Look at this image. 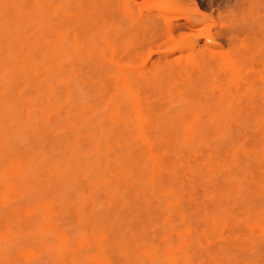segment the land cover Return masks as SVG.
Instances as JSON below:
<instances>
[{
	"label": "rangeland",
	"instance_id": "obj_1",
	"mask_svg": "<svg viewBox=\"0 0 264 264\" xmlns=\"http://www.w3.org/2000/svg\"><path fill=\"white\" fill-rule=\"evenodd\" d=\"M2 1V0H1ZM0 1V2H1ZM27 3H29L30 5H28V6H30V15H29V17H31L32 19H34V22H39V23H41V24H43L44 26H46L47 27V29H50V33L48 34V40H50V44H52V46H51V48H50V51H49V53L51 52V50H54V51H52L51 52V54H49V55H51V58L52 59H48V60H52V63L50 64V66H48V68H50V70L48 69V70H46V71H44V70H42V69H44V67H45V65H46V62H45V64L44 63H42L41 65L43 66L44 65V67L43 68H41V73H42V75H41V73L39 72V70H37V67H39V65L37 66H35L34 68H31L32 69V72H33V74H31L30 73V71L28 72V73H30V74H28V76L30 75L31 76V78H27L28 76H27V74H26V78L28 79L27 81L29 82H27L26 81V79H25V81H23V79H22V81H23V83L25 84L24 85V87L26 88V86H27V83L29 84V85H31L32 86V88H35V90L36 91H34V89H32V90H30L29 89V85L27 86V91L29 90V92H28V94H29V96L27 97L28 99H26V97L24 98V99H26V100H24L23 98L21 99V102L23 103V102H28L29 100H31V101H29V107H32V109L31 108H27L28 107V103H26V104H19L17 101V103L18 104H16L15 102H13V99H14V101L15 100H17V99H15V98H13L12 99V97H11V95H12V92H13V88L14 87H12V89H11V86H13L14 85V83L15 82H11V80L13 81V79H11L10 81H8L9 79L7 78V76L5 77L4 76V71H5V75L7 74V73H11V72H9V71H7V70H10V69H5V68H7V67H11L12 65V63L11 64H9L7 61H8V54L6 55L7 57L6 58H8V59H6L5 60V62H4V64H9L10 66H8V64L7 65H4L3 64V62H0L1 64V66H0V81L5 77V78H7V79H4L6 82H4V80H2V83L0 82V87H1V89H0V110H1V113H0V115H2V116H0V118L2 117V120H0V126L2 125V128L0 127V185H1V187H0V225L2 226L3 224V226H4V228H3V226L2 227H0V264H10V261H11V264H16V262L18 263H20V264H35V262L33 263V261H31V260H34V258L36 259V257H38V256H40L41 258H43L42 260H43V262H42V260H41V258H40V261L38 260V263L37 264H41V263H43V264H50V262L52 263V264H58V262H59V264H69V261H70V264H71V262H72V264H79V263H76L77 261H76V259L77 258H75L74 259V257H76V255L74 256V255H71L70 254V252H72V253H75V251H76V249L79 247V248H82L83 250L82 251H84V249H85V251H86V248H87V252H81V249H80V254H79V256H78V253H75V254H77V257H78V262H80V260H81V258L82 259H84L85 261L87 260V262H83V260H81V262L82 263H80V264H116V262L115 261H121V264H125V263H127V261L129 260L130 261V259H136V260H134V261H132V263L134 262L135 263V261H136V263L138 262V260H139V264H149L150 262H152L151 260L152 259H154L155 257H157L156 259H154V260H156L158 263L157 264H161L163 261H165V262H163L164 264L166 263V261H167V263L166 264H179V263H181V260H182V255L184 256L183 257V259L184 258H186L185 257V255L186 256H188L189 254H188V252H186V253H183L185 250H188L187 248L186 249H183V247H181V246H185V244H186V247H187V244H189L190 243V241H192L193 243H195V244H198V243H200L198 246L200 247V248H198V247H196L195 248V246H194V248H195V250L196 249H198V251L199 252H201L200 253V255L203 253V254H205L203 251H205V250H203L204 248L203 247H206V245H208V246H210V244H211V246H215L214 248V252L213 251H210L209 252V254H211V255H208L207 254V257L208 256H210L209 258H210V260L209 259H207L206 258V260L204 261L203 259H205V258H203L202 259V257H201V260H200V257L198 256V259H196V256H195V261H198V263H196V264H199L200 262V264H202L203 262L202 261H204V262H206L207 260V263L208 264H213L215 261H217L219 264H225V263H227V264H232V263H235V262H233L234 261V258H233V256L232 255H229V252L231 253V254H233V255H237L235 258H236V260L238 261V260H242L241 259V257L240 256H242V253H243V258H245L246 256H245V254L246 255H248V256H250V257H246V260L244 261V260H242V261H238L237 262V264H239V262H246V263H248V264H251L252 262H254V261H256V260H254V259H257V258H259L261 255L264 257V252H263V248L262 249H260V247H262L261 245L263 244V246H264V237L262 238L261 236H264V234H263V231L261 230V228L260 227H258L257 225H256V223H255V221H256V219L258 218V217H260V213L261 212H263L264 210H263V207H264V205H263V203H264V201L262 202V203H259L258 201V199H256L255 200V197H250V198H248L249 196H251V195H249V196H246L249 200H253V202H256L258 205L256 206V203L254 204V206L256 207V209L252 212L250 209L253 207L252 205H251V203H250V205L252 206V207H250L248 210H250L251 211V213H249V215L250 216H246V215H244L243 213H241V212H243V210L245 211L246 209H244V206H243V203H238L239 205H240V207L241 208H243V210L241 209V211H240V207H239V211L240 212H238V213H234L233 214V216L235 217L236 216V214H238V217H239V215H240V213L242 214V215H244L245 217H247V218H245V217H243L242 215H241V217H243L244 219H246V220H248L249 219V217H251L250 219H253V220H251V221H246L244 224H243V226H244V230L246 231V230H248V229H251V230H257V228H255V227H258V231L256 232V230L255 231H252V233H254L253 235H254V237H252V238H256V240H257V238L258 237H255L256 235L257 236H260L261 234V238H262V243L259 241V240H257V241H259V244L260 245H258L256 248H258V252L255 254L256 256H257V258L256 257H252V256H254V253H252L253 251L252 250H254V252H256L255 250L256 249H254L255 248V246H252L253 244H255V243H258L257 241H255V239H251V236H252V233H250L251 234V236H250V238H248L249 236H248V234H246L247 235V237L244 235L245 233V231L242 229V227H241V229H237V231H239L240 233H241V236H240V233H236V231L234 230V232H235V234H236V236H235V234L233 235V236H235L234 237V239H237L238 238V236H240L239 237V242H241V240H244V242H245V244H246V241L245 240H254L253 242L254 243H251L252 245H248V244H246V246H245V244L243 243V245L241 244L240 246H239V242H238V244H237V242H235L234 240H233V242H235L236 244H230L229 246L227 245L226 246V241H231L232 240V236L231 237H228V239L227 238H225L226 236H227V231H229V229L227 230V224H229V222L228 223H225V225H223V227L221 228V226H219L220 224L218 223L217 225L219 226V230H217V228H218V226L216 225V222H215V218H216V220H217V216L215 215V212L213 213L212 212V216H213V214H214V216L215 217H212V216H209V218L210 219H212L211 221H213V227H215V229H214V231L216 232V230H217V234L218 235H216L217 236V238L214 240V241H212V240H208L207 239V236L209 235V234H207V235H205L206 233H208L209 231V229H210V227H209V229H207V231L208 232H206V228L205 227H203V226H205L206 224H205V222L204 221H206V220H208V219H206V218H208V217H204V219H203V216L202 217H196V218H194V219H199L200 220V222H199V220H195V221H198V223H200L199 225H197V226H195V227H199L200 225H202V226H200L199 228H198V230L199 231H196V232H198V233H196L194 230H192V229H190L189 228V226H187L188 224V222H186L185 220L186 219H189L187 216V218L185 219V215H184V213L182 212V211H180V210H178L179 211V213H177V214H179L180 215V219L179 220H181V222L182 223H184V221H185V223L187 224V225H184L183 224V226H182V223L180 224L181 225V227H180V229L182 230V231H180L179 230V228H176L175 226V228L176 229H178V231L176 230V232H174V234H176L177 235V237H178V239H179V241L178 242H176V244L174 245V247L176 248L175 250H174V252L176 251L177 252V254H178V252L179 251H181L180 252V254H181V256L179 257L178 255H177V257H176V254H175V257H172V256H170V254L168 253L169 252V250L171 249V248H173L172 247V245H171V243H169V244H167V245H165V243L163 242V241H165L166 240V238H168V237H170V239L172 238L169 234H168V236H166L167 235V231L166 230H164L163 228H164V226H161L160 224H161V222L163 223V222H165V220H167L168 219V217H167V219H166V216H164V214H165V212H166V210H169V211H172V212H174L173 211V209L172 208H170L169 206L171 205L170 204V202L168 203V201L170 200H165V206H167V207H164V206H162V207H164V209H166V210H164V212L162 211V209L160 210V216H157L158 217V219H160L159 217H161V214L162 213H164V214H162V216H164V217H161L162 219V221L160 222V229H161V231L163 230V231H166L164 234L162 233V234H158L157 233V231H156V233H157V235H156V233L155 232H152L151 233V231H153L152 229H150L151 231H147V230H145V233H147V232H149L150 233V235H148V236H150V238H151V240H150V242H148L149 241V239L150 238H148V236L146 237V235H145V237H146V239L148 240H145V241H147V243H144L145 241L143 240V239H145V238H143L144 237V234H142V233H140V232H142V231H140V229H138L137 231H140L139 233L140 234H142V235H140V234H137V235H135L134 234V232L136 233L137 231H135L136 230V226H137V228H141V230H143L144 231V229H142V226H144L145 227V225H147L146 227H150L149 226V224L147 223V222H149V221H146L144 218H141L144 222L143 223H146L145 225H142L143 223H141L140 221H142V220H140L139 218H138V220H139V224L137 223L136 224V219H134V217H133V219L131 218V220H125L126 222L124 223V217L125 216H127V215H131V213H133V212H131L130 211V209H129V211L130 212H128V213H130V214H128L127 213V215H125L126 214V212L128 211H126V209H125V214H124V216H123V218L121 219V221L119 220L120 218V216L117 218L116 216H118L117 214H116V216H114L113 214H112V209H113V206L111 207V202H112V200L114 199V197H113V199H112V197H109V195H111V193L113 192L112 190H115V191H117L116 189H115V187H113V186H110V183H111V181L113 182L114 180H117V177L118 176H120L121 174H122V171H121V166H123V168L124 167H126V164L125 163H123V165H120V170H118V169H116V168H118V166L117 167H114L115 168V170L117 171V173H120L119 175H117V176H115L116 175V172H115V174H113L111 171V169L112 168H110V170L107 172V170H108V168L109 167H113L114 166V164H116V163H114L113 162V160H115V158H116V162L117 163H120L118 160L120 159V158H118V160H117V157H119L120 155H121V152H122V150L123 149H121L120 148V146H119V148L121 149V152H120V155H119V153H118V149L116 148L117 146H115L114 145V143L113 142H111V141H108L109 140V137L107 136V138H108V140H107V138H106V140L108 141V142H110V144H112V147H111V145H108L109 143H105V142H107V141H103L104 143H102V146L104 145V147L105 148H109V151H110V149L111 148H113L114 150H115V148L117 149V151L115 150H113L112 152H109L107 149H105L104 147H103V149L101 148V146H99L98 148L100 149H102L103 151H101V149L99 150L98 148H97V146H98V143H100V142H98L97 144H96V142L99 140H96L95 141V143L94 142H92V141H94L93 139L95 138L94 137V135H95V131L94 130H96V134H97V132H99V130L100 129H102V131L103 130H106V132L108 131V134H109V129L108 128H111L110 126H112V124H113V122L114 121H117L116 119H115V117H116V115L118 114L117 113V111H116V108L118 107H120V108H122L123 107V109H124V107L125 108H130V109H128L130 112L129 113H133L134 115V118L136 117V132H137V135L136 136H134L135 138V140H138L139 141V139L141 140V146H143V136H142V133H143V126L140 124V122H139V118H138V114L136 113V111H135V107H134V104H133V101H132V98L129 96V94H130V92H133L134 94H135V98L137 99V100H140L141 101V103H147L148 104V102H150L151 103V101L150 100H148V99H150V97L149 98H147L148 96H147V94L145 93V92H147V93H149V95L151 94V96H152V100H153V98H154V100L153 101H155L156 102V105L158 106H156L155 107V104H152L156 109L157 108H165L164 109V111L166 112V108L167 109H169L170 107H172V109H174V108H176V112H174L175 111V109H174V113L172 112V114H168V116L165 114V117H163L165 120L164 121H166L167 119H171L172 118V120H173V118H174V116H176L175 115V113L177 114L179 111H180V113H181V111L183 112V110H186L185 108H187L188 110H191V107L192 106H194L193 108H195V109H192V110H197V111H200L199 109H201V111H205V109L207 110V113L208 114H206V116H205V114L203 113H201V111L200 112H197V114H198V116L200 115V113H201V115L199 116V117H203V115H204V119L202 118H197V120L198 119H201V120H204L203 122L204 123H206L207 122V124H208V122H210V118L209 117H214V115H215V117H216V119H218V121L220 122V120H221V122H222V119H223V121H224V123H221V125H216V128L218 127V126H223V124H226V121H228L230 118H229V115L226 117L227 119L225 120V118H224V116H225V114H226V110L228 111V110H234V112H235V110H237V109H239V106H241L242 107V105H238V104H243L244 103V101H243V98H245V99H250V97H252L250 94H248L249 95V97H244V96H247L245 93L246 92H248V91H250L249 93H251L252 92V90H254V88H255V91H256V89H262V88H264L263 86H264V83L263 84H261L263 81H264V73H263V71H264V0H41V5H40V11H39V13H35L34 11H33V9H32V5H33V1H27ZM0 8L3 10V8H2V6L0 5ZM2 10H0V12H2L1 13V15H3L4 13H3V11ZM66 11H71V12H73L74 14L76 13V12H80L81 13V15H83V16H88V17H92V20L90 19V22L89 23H84L83 25H81L80 26V28H79V26H76V25H74L73 23H66L65 22V20L63 19V17H62V14H63V12H66ZM0 15V23H5V21H4V17L2 18V16ZM3 20H2V19ZM5 19H7V18H5ZM11 22V21H10ZM9 22H7V24H8ZM9 24H11V23H9ZM8 24V25H9ZM3 27H4V25H3ZM5 27H6V25H5ZM9 28L11 27V26H8ZM7 28V27H6ZM4 29V31L5 30H7V29ZM13 29V28H12ZM52 30V31H51ZM8 31H10L9 29H8ZM57 32V33H56ZM0 33H2V31L0 32ZM7 33H9V32H6V33H4V35L5 34H7ZM62 33H63V37H61L62 36ZM3 34V33H2ZM8 35V34H7ZM4 36L3 37V35H2V37H1V39H2V42H1V39H0V47H1V49H0V51L2 50V52H0V55L2 54H5V51L8 49V48H6L5 46H6V44L9 46L10 44H9V41L7 40H5L4 38L5 37H8V36ZM8 39V38H7ZM7 42V43H5V42ZM62 42V44H63V46H61V45H59V43H61ZM5 44V45H4ZM3 46H4V48H3ZM55 46H57L58 48H60V47H63L62 49H58V48H56ZM60 46V47H59ZM3 48V49H2ZM10 46H9V49L8 50H10ZM53 48V49H52ZM54 48H56V50H58V52H61V51H63L64 52V50H65V52H66V58H64V56H62L63 55V52H62V54L60 53V54H55L54 52H56L55 51V49ZM5 49V50H4ZM64 49V50H63ZM245 49V50H244ZM11 50H12V48H11ZM4 51V52H3ZM238 51V52H237ZM8 52V51H7ZM12 52V51H11ZM65 52H64V54H65ZM194 52V53H193ZM222 52V53H221ZM10 53V52H9ZM196 54H198V55H196ZM0 56V58H4L5 57V55H4V57L3 56ZM10 55V54H9ZM48 55V56H49ZM200 55V56H199ZM198 56H199V58L200 59H198ZM242 56V57H241ZM249 56H250V61H252L253 63H254V65L253 64H249L248 65V63H249V60H248V58H249ZM10 57V56H9ZM238 60H237V59ZM5 59V58H4ZM220 59V60H219ZM248 60V62L247 61H245V60ZM252 59V60H251ZM205 60V61H204ZM208 60V61H207ZM245 62H244V61ZM2 61V60H1ZM4 61V60H3ZM206 61L207 62H210V64L208 63H206ZM51 62V61H50ZM49 62H47V64H48ZM232 63H240L241 64V67H240V69L237 71V69H234L233 68V66H232ZM181 64L183 65V66H181ZM49 65V64H48ZM204 65H206V66H204ZM251 65V66H250ZM4 66V67H3ZM41 66V67H42ZM47 66V65H46ZM250 67V68H247L246 70H245V67ZM3 67V68H2ZM32 67V66H31ZM189 67H191V68H189ZM208 67V68H207ZM36 68V69H35ZM195 68V69H194ZM209 68H211L210 69V71L209 72H207L208 71V69ZM12 69H15V70H17V68H15V67H13L12 66ZM21 69V68H20ZM36 71H35V70ZM45 69H47V68H45ZM203 69L206 71V69H207V74H206V72H204V74H206L205 76L206 77H204L203 78V80H204V82L205 81H207V82H203L202 81V79L199 77V71H203ZM1 70H3L2 72H1ZM127 70V71H126ZM241 70V72H243L242 74H241V72H239ZM13 71V70H12ZM19 71V70H18ZM49 71V73H47ZM129 71V72H128ZM196 72V71H198V73H195V74H193V75H191V73L192 72ZM201 71V72H202ZM14 72V71H13ZM26 72V73H27ZM45 72V73H44ZM126 72H128L129 74H126ZM189 72H191V73H189ZM257 72V73H256ZM19 73V72H18ZM23 73H25V72H23ZM22 73V74H23ZM39 73V74H38ZM134 73V74H133ZM203 73V72H202ZM253 73H254V76H252L253 75ZM259 73V74H258ZM15 74V73H14ZM44 74L45 75H51V77H53L54 79H52L51 77H49V76H45V79H44ZM126 74V75H125ZM138 75V77H139V79H143V78H145V79H141L140 81L141 82H138L139 84V86H137V85H135V84H137L136 82H134V81H132V80H135L136 81V79L134 78L133 79V76H137ZM203 74V75H204ZM237 74V75H236ZM252 74V75H251ZM255 74H257V75H255ZM12 75V74H11ZM15 75H17V74H15ZM19 75V74H18ZM33 75L35 76L34 78H35V80L37 79L36 77H38V76H40L39 77V80L38 81H41L42 79H40L41 78V76L43 77V81L45 82L46 81V83H52V84H45V83H43V82H41V84H37V85H39L40 87L41 86H43L42 87V89H43V91H42V89L40 90V87L38 86L37 87V85H35L36 84V82L38 83V81L36 80L34 83H33ZM55 75H59V77L57 78H55ZM130 75H131V77H130ZM133 75V76H132ZM156 75L158 76H160V77H156ZM195 75H196V77H198L199 79H201V82H200V80L198 81V80H196V79H198V78H195V80L196 81H194V83L192 84H190V82H191V77H195ZM10 76V74H8V77ZM23 76V75H22ZM29 76V77H30ZM61 76L63 77V78H61ZM125 76H128L129 77V81H130V84H129V81H126L125 80ZM150 76V77H149ZM153 76H155L156 77V79H157V81H156V83H154V80H156V79H154L153 81H152V79H153ZM230 76V77H229ZM66 77V78H65ZM87 77H89V78H87ZM149 77V78H148ZM154 77V78H155ZM10 78V77H9ZM11 78H13V76H11ZM25 78V77H24ZM46 78H47V80H50L49 82L46 80ZM60 78V79H59ZM65 78V79H64ZM68 78V79H67ZM137 78V77H136ZM258 78H259V80H258ZM52 79V80H51ZM55 79H57L55 82H54V80ZM67 79V80H66ZM90 79V80H89ZM92 79V80H91ZM249 80V81H246V80ZM250 79H252V80H250ZM255 79L258 81L257 83H258V85H255L256 84V81H255ZM260 79L262 80V81H260ZM15 80V79H14ZM19 80L20 79H17L16 81H18L19 82ZM31 80H32V82H31ZM66 82H65V81ZM86 80H87V82H89L88 84H86L87 82H86ZM121 81V84H118L117 85V83L119 82V81ZM145 80V81H144ZM146 80H147V82H148V80H150V81H152L153 82V84H152V82H149V84L146 82ZM194 80V79H193ZM143 81V82H142ZM216 82L217 81V84H214V82ZM230 81V82H229ZM255 81V82H254ZM5 84H4V83ZM25 82H27V83H25ZM61 82V83H60ZM65 84H63V83ZM68 82V83H67ZM86 82V83H85ZM91 82H92V87H90L91 86ZM97 82V83H96ZM145 82H146V84H145ZM203 82V83H202ZM240 82H242L241 84H240ZM255 83L254 85H252L251 83ZM261 82V83H260ZM17 83V82H16ZM55 83H56V85H55ZM135 83V84H134ZM140 83H144V85H142V86H140ZM197 83H199V85L197 84ZM211 83H213V85L211 84ZM232 85H231V84ZM7 84H9V86H7ZM21 84H22V82H21ZM21 84H20V86H16V84H15V86L16 87H22L21 86ZM42 84H44V85H42ZM63 84V86H61ZM69 84H70V86H69ZM96 85V86H94V85ZM149 86H148V85ZM209 84V85H208ZM211 84V85H210ZM2 85V86H1ZM51 85V86H50ZM53 85L56 87H53ZM66 85H68V86H66ZM133 85V86H132ZM205 85H207V86H205ZM237 85V86H236ZM248 85V86H247ZM262 85V86H261ZM68 88H70L71 86H72V88L74 89V91L76 92V93H78L77 95L79 96V97H77V100H76V97L75 98H73V99H75L74 100V102H71V100H69L70 98H71V96L70 95H68L70 98H68V100H67V98L66 97H68L67 95L65 96V94H68V93H66V91L64 92V90H66L65 88L66 87ZM94 86V87H93ZM118 88H117V87ZM212 86V87H211ZM253 86V88H252V90H251V87ZM5 87V88H4ZM47 87V88H46ZM51 87H53V88H51ZM59 89H58V88ZM63 87V88H62ZM123 87V88H122ZM231 87V88H230ZM258 87V88H257ZM9 88V89H8ZM31 88V87H30ZM51 89V90H49V89ZM62 88V89H61ZM72 88H71V91H72V93L71 94H73V90H72ZM93 88V89H92ZM94 88H96V90L94 89ZM121 88H122V90H121ZM134 88L137 90V89H140V90H143L144 88V92L143 91H139V90H137V92H134ZM235 88H236V90H242L243 89V91H246V92H244V96H242L243 98L241 99H236V98H238V97H240V93L239 92H237L236 90H235ZM239 88H242V89H239ZM245 88V89H244ZM4 89V90H3ZM9 90V94H8V90ZM11 89V90H10ZM22 89V88H21ZM45 89H48L47 91L45 90ZM58 89V90H57ZM98 89H99V92H100V94L98 93L97 94V92L96 91H98ZM124 89V90H123ZM226 89H228V90H226ZM247 89V90H246ZM15 90H17V89H15ZM57 90V91H56ZM92 92H91V91ZM120 90H121V92L122 91H124L125 92V94L126 95H124L125 96V99L126 98H128L129 97V101L131 102V104H132V106L130 105V106H123L122 104H124V103H122L123 101H122V95L119 97V95L120 94H122L121 92H120ZM147 90V91H146ZM231 90V91H230ZM233 90V91H232ZM235 90V91H234ZM264 90V89H263ZM11 91V92H10ZM18 91V90H17ZM17 91H16V93H13V94H17L16 95V98H17V96H18V93L20 94V92L18 91V93H17ZM21 91V90H20ZM31 91V92H30ZM62 91V92H61ZM70 91V90H69ZM94 91V92H93ZM103 91L106 93H104V95L106 96V97H109V98H112L111 96H114L115 94L117 95H115V99H116V101H117V97H119L118 98V101H117V104H118V102L120 101L121 102V104H120V106H117V104L115 105L114 104V109H113V106L111 105V103L113 102L112 100L113 99H109V100H107L108 98H103V96H100L102 93H103ZM242 91V92H243ZM260 91V90H259ZM15 92V91H14ZM23 93L25 92L26 93V91H22ZM33 92H36V95L35 94H31V93H33ZM50 92V93H49ZM65 94H64V93ZM67 92H68V90H67ZM75 92H74V94H75ZM90 94H89V93ZM102 92V93H101ZM117 92V93H116ZM142 93V95H140L141 93ZM231 92V93H230ZM233 92V93H232ZM241 92V93H242ZM11 93V94H10ZM37 93H38V95H37ZM40 93V94H39ZM58 93H61V94H59L58 95ZM93 93V95H91ZM96 93V94H95ZM110 93H111V95H110ZM153 93L156 95H154L153 96ZM231 95H233V96H231ZM236 93H239V95H237ZM257 93H258V91H257ZM260 93V92H259ZM264 94V91H261V94ZM6 94H8V95H6ZM31 94V95H30ZM46 94H47V96H46ZM119 94V95H118ZM226 96H225V95ZM243 94V93H242ZM251 94H253V93H251ZM254 94L256 95V93L254 92ZM260 94V95H261ZM261 95L260 97L261 98H264V97H262V96H264V95ZM21 95V94H20ZM35 95V96H34ZM43 97H42V96ZM45 95V96H44ZM53 95V96H52ZM56 95V96H55ZM76 95V94H75ZM76 95V96H77ZM96 95H99V97L97 96L96 97ZM237 97H236V96ZM3 96V97H2ZM9 97V99H7L8 97ZM13 96V95H12ZM22 96L24 97V94H22ZM25 96H26V94H25ZM33 96V97H32ZM37 96V97H36ZM127 96V97H126ZM143 96V97H142ZM145 96H147L146 98H144ZM254 96V95H253ZM5 97H7L6 99H4ZM38 98L39 99V101H38V99H37V102H35V100H34V104H33V102H32V99L33 98ZM50 97V98H49ZM57 97V98H56ZM60 98V104L58 103L59 102V98ZM73 97H74V95H73ZM101 97H102V99H101ZM233 97V98H232ZM236 97V98H235ZM258 97H259V94H258ZM34 98V99H35ZM41 98H43V99H41ZM78 98H80V100L78 99ZM100 98V99H99ZM121 98V99H120ZM144 98V99H143ZM41 99V100H40ZM46 100V104L43 106L42 104L40 105L39 103L40 102H43V100ZM50 99V100H49ZM52 99V100H51ZM55 99V100H54ZM145 99H147V100H145ZM19 100V99H18ZM23 100V101H22ZM58 102H57V101ZM62 100V101H61ZM107 100V101H106ZM234 100H236V101H234ZM240 100H241V103H239L240 102ZM251 100H253V104H257V105H262L261 103H262V100L260 101V102H256V99H255V97H253V98H251ZM251 100H249V101H251ZM258 100V99H257ZM264 100V99H263ZM4 103H3V102ZM8 101V103L7 104H5L6 102ZM50 101V102H49ZM59 104H57L56 102ZM75 101H76V103H75ZM115 101V100H114ZM115 101V102H116ZM128 101V100H127ZM237 101H238V103H237ZM248 101V102H249ZM80 102H82L81 104H80ZM107 102V103H106ZM246 102V101H245ZM247 102V103H248ZM255 102V103H254ZM37 103L40 105V106H37ZM45 103V102H44ZM43 103V104H44ZM60 107H58V106H56V104ZM62 103V104H61ZM67 103H69V104H72L73 106V108L71 107V109H73L74 110V108L76 109V107H79V108H81L80 106L82 105L83 106V108L81 109L82 111H84L83 109L85 108L86 110H88V111H90V112H85V118L86 119H90L91 117V119L90 120H92L91 122L93 123V126L96 128V125H97V128L96 129H93L92 127V123L90 124V122L88 123V121L86 122V120H84L83 122H85L86 123V126L84 125V126H82L81 124H77V123H80V120H79V122H78V120L76 121V119H79L78 117H76V119H75V121H76V125H81V127L82 128H84V127H86L87 128V126H90V128L88 129V130H90V129H92V131H94L93 133H92V131H90V134L92 133L93 134V136L92 137H94V138H88V137H82L81 138V136H80V134H78L79 133V131L78 130H76V131H78V133L76 132H74L75 131V126H74V124L73 125H71V126H74V127H72L71 128V126L69 127V125L71 124V123H73V122H71L69 125L67 124L66 125V121L67 120H65V119H67L70 115H71V113L70 112H68V113H70V115L68 116V114L66 115V116H68L67 118H65V119H63V117L62 116H65L64 115V113H62L61 114V108L63 107L64 108V105H66ZM85 103V104H84ZM114 103V102H113ZM126 103V102H125ZM247 103H245L246 104V106L248 105ZM250 103V102H249ZM5 104V106H3ZM90 106V104H91V106L93 107V109H92V107L90 106H88V105ZM128 104V103H127ZM146 104V105H147ZM245 104H243V105H245ZM263 104H264V101H263ZM9 105V106H8ZM11 105V106H10ZM15 105H17V106H19L18 108L21 110V112L18 110V108H17V110H18V113L15 115L14 114V111H17L16 109H14L13 110V107L15 108ZM22 105V106H21ZM24 105H26V106H24ZM61 105H62V107H61ZM78 105V106H77ZM88 106L87 108H86V106ZM109 105V106H108ZM119 105V104H118ZM121 105H122V107H121ZM237 105H238V108H237ZM49 106H50V109H49ZM56 106V107H55ZM71 106V105H70ZM70 106L68 107L67 105H66V108L68 107V108H70ZM94 106L96 107V108H94ZM110 106H112V107H110ZM149 106H151V104L149 105ZM250 106L251 105H249V107H247L248 109L250 108ZM253 106V105H252ZM5 108V110H3V108ZM23 107V108H22ZM58 107V108H57ZM245 107V106H244ZM25 108V109H24ZM43 108V109H42ZM45 108V109H44ZM57 108V109H56ZM65 108V109H66ZM68 108H67V110H68ZM91 108V109H90ZM109 110V111H115L114 112V117L113 118H110L111 117V112H109V111H107V109ZM182 108V109H181ZM217 108V109H216ZM220 108V110L221 109H223L224 110V112H225V114H224V116H221L220 118H218V115H217V111H218V109ZM246 108V109H247ZM258 110H260V107H256ZM262 109L261 110H263V108H264V105H263V107H261ZM6 109H9L8 111L6 110ZM33 109H34V111H33ZM35 109L36 110H38V111H36V115H37V117H39L40 116V119H41V117H42V114L40 115V112L41 113H45L43 116L44 117H42V120H40V119H35L34 120V118L33 117H35L36 115L34 114V112H35ZM49 110V111H47V110ZM61 109V110H60ZM97 109V110H96ZM123 109H121L120 110V113L119 114H121L122 112L123 113H125L126 112V110H125V112L124 111H122ZM177 109L179 110L178 112H177ZM181 109V110H180ZM203 109V110H202ZM211 109V110H214V109H216L215 110V112L214 113H211V114H213L212 116H210V113L209 112H211V111H209V110ZM246 109H242L241 108V110H242V112L245 110L246 111ZM24 110V111H23ZM30 110V112H32L33 113V115H35V116H33L32 114H30V112H28ZM32 110V111H31ZM41 110V111H40ZM43 110V111H42ZM50 110H52V111H50ZM57 110V111H56ZM67 110H64V112L65 113H67ZM72 110V111H73ZM79 110V109H78ZM159 110V109H158ZM163 109H161L159 112H161ZM9 111H11V112H13V113H11V112H9ZM60 111V112H59ZM80 111V110H79ZM78 111V112H79ZM122 111V112H121ZM132 111V112H131ZM203 111V112H204ZM209 111V112H208ZM37 112L39 113V114H37ZM49 112V113H48ZM51 112L53 113L54 112V117L56 118V117H58L59 119H60V121L59 120H55V118L53 117V119L55 120H53L54 122H55V124L53 123V121L51 120L52 119V115H51ZM57 112V113H56ZM77 111H75L74 113H76ZM106 112H108L109 114H108V116H107V113ZM213 112V111H212ZM221 112H223L222 110H221ZM223 112V113H224ZM233 112V111H232ZM4 113V114H3ZM9 115H8V114ZM29 113V114H28ZM56 113V114H55ZM74 113L72 112V115H74ZM82 113V116H83V112H81ZM90 113V114H89ZM92 113V114H91ZM127 113V112H126ZM169 113V112H168ZM171 113V112H170ZM179 113V114H180ZM229 113V112H228ZM236 113H238V112H235V114ZM6 114H7V116H6ZM10 114H12V115H10ZM77 114H79V116L81 115L80 113H76V115ZM161 113H159L158 115H160ZM178 114V117H180V115L182 114H180L179 115ZM188 113H184V117H180V119H186L187 120V116H188V118H192L193 116H191L190 115V112H189V114L187 115ZM230 115H231V112L229 113ZM234 113L232 114V115H234V118L232 117L230 120L232 121L233 119H235V115ZM39 115V116H38ZM58 115V116H57ZM60 115V116H59ZM75 115V116H76ZM124 115V114H123ZM162 115V114H161ZM164 115V114H163ZM209 117H208V116ZM259 115V114H258ZM11 116V118H9ZM31 116H33V117H31ZM47 116V119L45 118ZM83 116V117H84ZM88 116H91L90 118H87ZM94 116V117H93ZM106 116H107V119H109V120H107V122L109 121H111L112 123L110 124L109 122L107 123L106 122ZM112 116H113V114H112ZM121 116V115H120ZM127 116H128V114H127ZM167 116V117H166ZM182 116V115H181ZM242 116H244V115H242ZM241 116V119L242 120H244L245 119V117H242ZM24 117V118H23ZM29 117H30V119H29ZM50 119H49V118ZM72 117H74V116H72ZM83 117H80L81 119L83 118ZM95 117H96V119H95ZM123 117V116H122ZM122 117H120V118H122ZM126 117V114L124 115V117L123 118H125ZM129 117V116H128ZM128 117H126V118H128ZM186 117V118H185ZM223 117V118H222ZM231 117V116H230ZM237 118H238V116H236ZM28 118V120L26 121V119ZM36 118V117H35ZM58 118H56V119H58ZM62 118V119H61ZM117 118V117H116ZM123 118L122 119H120L119 120V117H118V123H121V125L122 126H124V123H126V121L125 120H127L126 118L123 120ZM237 118H236V120H237ZM244 118V119H243ZM5 119H8V120H6V122H5ZM69 119H71V117L69 118ZM84 119V118H83ZM82 119V120H83ZM94 119V120H93ZM180 119L178 118V122H180ZM194 119V118H193ZM193 119H191L189 122L190 123H192V121H193ZM213 119H215V118H213ZM260 119H261V117H260ZM3 120H4V122H3ZM10 120H13L14 122H11ZM16 120V121H15ZM25 120V121H24ZM37 120V121H36ZM46 120V121H45ZM51 120V121H50ZM63 120V121H62ZM65 120V121H64ZM125 121V122H123V121ZM130 120V122H131V120H132V118H130L129 119ZM129 120L127 121V123L130 125V123H129ZM172 120H169V121H171L172 123H173V121ZM175 120V119H174ZM195 120V119H194ZM230 120H229V122H227V123H231L230 122ZM242 120H240V122H242ZM18 121V122H17ZM35 121V122H34ZM49 121V122H48ZM59 121V122H58ZM74 121V122H75ZM176 121H177V116H176ZM175 121V122H176ZM211 121H213V122H217V121H214V120H212L211 119ZM234 121V120H233ZM248 120H246L245 119V121L244 122H247ZM259 121H261V120H259ZM16 122H17V124H16ZM31 122V123H30ZM36 122H37V124H36ZM43 122V125L44 126H42V123ZM44 122H45V124H44ZM51 122V123H50ZM63 122V123H62ZM68 122H70V121H68ZM170 122V123H171ZM181 122H182V120H181ZM195 122V121H194ZM213 122H210V123H213ZM10 123H14V124H12V125H10ZM34 125H33V124ZM41 124V125H39V124ZM53 123V124H52ZM59 125H58V124ZM117 123V124H118ZM133 123V122H132ZM163 124H164V122H162ZM166 123H168L167 121H166ZM183 124H184V121L182 122ZM181 123V126L177 123V125H178V128H176L177 127V125H176V127H174V130L177 132L178 131V135H179V133L181 132V130H180V132H179V126H180V129H182V130H184L182 133V138H179V137H177V138H179V139H181V140H179V141H181V145H183L182 144V142L184 141L183 140V138H186V139H190V137H191V135H192V132H194L193 130H191V127L189 126V125H191L190 123H188V121H187V123L189 124V125H186V123H185V126H184V129H183V124ZM218 123V122H217ZM5 124V125H4ZM48 124H51V125H53V127L52 126H50V125H48ZM106 124H108V125H110L109 127H106V126H108V125H106ZM115 124V123H114ZM116 124V125H117ZM174 124V123H173ZM193 124V123H192ZM214 124H216V123H214ZM213 124V125H214ZM220 124V123H219ZM7 125V126H6ZM47 125H48V127L50 126V128H47ZM115 125V128L116 129H114V130H117L116 132L119 134H116V135H118L119 137H120V142H122V144L124 143V145H125V143H127V140H125V138H123V136H121V132H119V128H121V127H118V125L116 126ZM120 125V126H121ZM133 126H134V124H132ZM168 125H169V123H168ZM175 125H172L171 127H173V126H175ZM194 125V124H193ZM200 125H202V123L200 122ZM205 125V127H203V125H202V130H203V132H204V128H206V126H209V125H206V124H204ZM36 126H42L40 129L37 127L36 128ZM67 126V127H66ZM225 126V125H224ZM10 127V128H9ZM12 127V128H11ZM43 127H44V130L45 131H43ZM64 127V128H63ZM78 127V126H77ZM127 125H126V127H124V128H126L127 129ZM135 127V126H134ZM164 127V126H163ZM6 128V129H5ZM16 129V131L14 130V131H12V129ZM27 128H29L28 129V132H26L27 131ZM45 128H47V129H45ZM60 128H62V129H60ZM81 128V129H82ZM124 128H121L122 130L124 129ZM132 128V127H131ZM199 128H200V126H199ZM198 128V129H199ZM215 127H213V130H211L212 132L214 131V129H216ZM17 129H18V132H17ZM72 129H74V130H72ZM78 129H79V127H78ZM81 129H79L80 131H81ZM108 129V130H107ZM5 132H4V131ZM26 130V131H25ZM43 131V133L42 132H40V131ZM48 130H50L51 131V133H49V131ZM55 130V131H54ZM98 130V131H97ZM113 130V129H112ZM111 130V131H112ZM121 130V131H122ZM125 130V129H124ZM128 130H129V128H128ZM133 130V129H132ZM134 130H135V128H134ZM200 130V129H199ZM199 130H196V131H199ZM11 131V132H10ZM47 131V132H46ZM60 131H61V133H60ZM86 130H84V132H85ZM101 131V130H100ZM130 131H131V129H130ZM205 131H207V130H205ZM211 131H209V128H208V132L209 133H211ZM2 132V133H1ZM7 132V133H6ZM14 132V133H13ZM25 132L27 133V134H25ZM64 132V133H63ZM74 132V133H73ZM81 132H83V131H81ZM105 132V131H104ZM106 132H105V134H106ZM113 132V131H112ZM123 132V131H122ZM126 132H128V131H126ZM135 132V131H134ZM176 132L174 133V135L176 134ZM184 132H185V134H184ZM199 132H201V130L199 131ZM208 132H206L205 134H207L208 135ZM263 132V131H262ZM15 133L18 135V133H19V135L18 136H15ZM21 133V134H20ZM24 133V135H22ZM41 133H42V135L44 134V133H46L47 134V137H49L48 136V134H50V137L49 138H47V137H45L46 135H43V136H41ZM89 132L88 131H86V133H83V134H88ZM124 133V132H123ZM260 133V132H259ZM13 134V135H12ZM29 134V135H28ZM51 134H54V137H53V135H51ZM59 134H61V135H59ZM70 136H69V135ZM74 134V135H73ZM83 134H81V135H83ZM89 134V135H90ZM108 134H106V135H108ZM113 133H111L110 135H112ZM132 134H133V132H132ZM202 134V133H201ZM262 134V133H261ZM22 135V136H21ZM27 135V136H26ZM62 135H64V136H62ZM78 135V136H77ZM88 135V136H89ZM99 135V134H98ZM97 135V136H98ZM102 135V134H101ZM104 135V134H103ZM106 135H104L105 137H106ZM109 135V136H110ZM114 136H116L115 134H113ZM124 135V134H123ZM126 135H127V133H126ZM181 135V134H180ZM184 135H186V136H184ZM200 135V134H199ZM202 135H204V134H202ZM207 135H205V136H207ZM7 136V137H6ZM59 136V137H58ZM76 136V138H74ZM96 136V137H97ZM104 136H102V137H104ZM131 133L129 134V137L130 138H127V139H131ZM132 136V137H133ZM196 136H198V135H196ZM15 137V138H14ZM41 137H43V138H41ZM53 137V138H52ZM61 137V138H60ZM69 137H70V139L72 140V141H70V139H69ZM80 137V138H79ZM90 137V136H89ZM98 137H100V135L98 136ZM101 137V138H102ZM105 137L102 139V140H104L105 139ZM117 137V136H116ZM125 137V136H124ZM9 138H11V139H13V141L10 139V144H8L9 142ZM45 138H47L48 140H49V142H48V140L47 139H45ZM54 140V142H50V140H52V139ZM58 138H60V139H58ZM68 138V139H67ZM101 138H100V140H101ZM111 138H112V136H111ZM115 138V137H114ZM114 138H112L113 140H116L117 141V139H114ZM118 138V137H117ZM174 138V137H173ZM176 138V139H177ZM7 139H8V141H7ZM44 141V142H42V140ZM74 139H76V141L78 142L79 140H81L82 142H81V145H79V146H77V147H79V149H81L80 148V146L81 147H84V148H82V149H84L83 151H81L82 153H80L79 152V149L78 148H75L74 147V145H76V144H79L80 142H76ZM90 139V140H89ZM92 139V140H91ZM133 139V140H134ZM56 140V141H55ZM68 140H69V142H68ZM90 142H89V141ZM99 140V141H100ZM101 140V141H102ZM111 140V139H110ZM123 140V141H122ZM132 140V139H131ZM131 140H130V142H131ZM132 140V141H133ZM183 140V141H182ZM7 141V142H6ZM15 141H16V143H15ZM41 141V142H40ZM46 141H47V143H46ZM58 141V142H57ZM61 142V145H60V147H62L61 149H60V147L58 146L59 145V143ZM74 141H75V143H74ZM119 141V140H118ZM138 141H136V145L138 146V144L139 143H137ZM187 141V140H186ZM186 141H184V142H186ZM15 143V145L18 147H16V146H14V144H12L11 145V143ZM56 142V143H55ZM72 142V143H71ZM88 142V143H87ZM188 142L189 141H187V143L186 144H188ZM116 143V142H115ZM43 146H42V145ZM56 144H58V145H56ZM70 146H69V145ZM72 144V145H71ZM94 144V145H93ZM101 144V143H100ZM117 145H119V143H116ZM122 144H120V145H122ZM128 144V143H127ZM126 144V145H127ZM131 143H129V145H127V146H130V149L133 147H131V145H130ZM6 145V146H5ZM39 145H41V146H39ZM47 145H48V147H47ZM67 145L69 146L68 148H67ZM124 145H123V147H124ZM132 145H135V142L133 143L132 142ZM136 145L134 146L135 148H136ZM174 145V144H173ZM172 145V146H173ZM179 146H177L178 148L180 147V143L178 144ZM4 146H5V148H4ZM72 146V147H71ZM126 146V147H127ZM187 146V145H186ZM186 146H185V148H186ZM190 146V145H189ZM196 146H200V145H196ZM203 146H205V145H202L201 147H202V150H200V152H199V150H198V152H193L192 150V148H194V145H191V154H193L194 153V156L195 155H198V154H200L202 151L203 152H208V145H206V147H204V148H207V150L205 149V151H204V148H203ZM213 146V145H212ZM6 147L8 148V150L6 149ZM47 147V148H46ZM51 149H50V148ZM64 147H66V148H64ZM74 147V148H73ZM122 147V148H123ZM175 147H176V145H175ZM201 147H199V148H201ZM211 147V146H210ZM215 147V146H214ZM214 147H211L212 148V150H214L213 148ZM20 148H22V149H20ZM59 150H61V152L62 153H64V155H68V156H63L62 154H61V156H59L60 155V151L58 152V149ZM71 148V149H70ZM98 149V151L96 150L95 151V149ZM145 148V147H144ZM143 148V149H144ZM177 148V149H178ZM185 149L184 148V145H183V147H181L180 149H179V151H182V154H183V149ZM187 148H188V146H187ZM25 149V150H24ZM57 149V150H56ZM65 151H64V150ZM69 149V150H68ZM74 149V151H72ZM77 149V155L79 156L78 158H77V155H76V152H75V150ZM142 149V150H143ZM146 150H147V155H146V157H148L149 159H151V164H150V166H151V170H150V166H149V163L145 160V162H147L146 164H145V162H144V166H146V165H148V166H146V172H147V169L149 168V172H151V173H149V175H150V179H151V182L152 183H150V185H151V187H150V189H147L148 191L150 190L151 191V188L152 187H155L156 186V188L159 190L160 189V187H161V189H163L162 188V185L160 186L159 184L161 183V184H163V182H161V181H163L162 180V178H161V176L162 175H160V174H158L157 175V177L159 176L160 177V179H161V181H160V183L158 184V182H157V180H155L156 182H157V184L155 183V185H154V180L153 179H155L156 177L153 175V173H155V171H157V170H155V164H154V161L152 160V158H151V156L149 155V149H148V147H146L145 148ZM176 149V148H175ZM195 149H198V148H195ZM210 149V148H209ZM56 152H55V151ZM105 150V151H104ZM138 150V149H137ZM164 150V149H163ZM10 151V152H9ZM38 151V152H37ZM51 151H53L52 153H51ZM86 151V152H85ZM106 151H108L107 153H106ZM139 151V150H138ZM138 151L136 152V149L134 150V152H136V153H138ZM169 151V150H168ZM172 151L174 152V150L172 149ZM177 151V150H176ZM178 151V152H179ZM189 151H190V149H189ZM211 149L209 150V155L210 156H212V154H213V156L215 157V152L213 153L212 152V154H211ZM215 151H217V150H215ZM6 152L7 153H10V154H6ZM27 152H29V153H32L30 156H28L29 154L27 153ZM54 152L56 153V155H57V157H56V155L55 156H53L54 155ZM70 152H72V154L70 153ZM74 152V153H73ZM103 152V153H102ZM114 152V153H113ZM116 152V153H115ZM126 152V151H125ZM130 153L132 152L131 150L129 151ZM128 152V153H129ZM186 152H187V150L186 151H184V153L186 154ZM12 153H13V155H12ZM15 153V154H14ZM25 153H27V154H25ZM36 153V154H35ZM80 153V154H79ZM101 153H102V155H101ZM104 153H106V154H104ZM111 153H113V154H111ZM139 153H140V151H139ZM139 153L138 154H136V155H138L139 156ZM169 153V152H168ZM218 153V152H217ZM59 154V155H58ZM109 156H111V155H116L115 156V158H114V156H113V159H111V157H109ZM119 156H118V155ZM131 154H133V153H131ZM130 154V155H131ZM141 154V153H140ZM176 154H177V152H176ZM7 155H9L10 157H8ZM20 155V156H19ZM72 155V156H71ZM82 155V156H81ZM87 155V156H86ZM104 155V156H103ZM124 155H125V153L123 154V158H125L128 154H126V156L124 157ZM134 155V154H133ZM177 155H181L180 153L179 154H177ZM188 155H189V153H188ZM188 155L186 154V156L185 157H183L184 159V162H185V165H187V163H189L190 161H192V162H194L195 160V158L192 160L190 157H188ZM12 156V157H11ZM16 156V157H15ZM23 156V157H22ZM35 158H34V157ZM51 156H52V158H51ZM58 156H59V158L60 159H58ZM74 156V157H73ZM174 157H176V155H173ZM183 156H184V154H183ZM208 156V155H207ZM212 156V157H213ZM217 156H218V154H217ZM6 157H8L9 159H11V160H9V159H7ZM46 157H47V159H46ZM68 157H69V159H73L72 161L71 160H69L68 159ZM84 157H88V158H84ZM130 157V156H129ZM133 157V156H132ZM136 157V156H135ZM143 157V156H142ZM144 157H145V154H144ZM172 157V156H171ZM173 157V159L175 160V158ZM187 157V159L188 158H190L191 160L190 161H188L187 162V159H185ZM200 157H203V156H200ZM199 157V158H200ZM204 157H206V156H204ZM213 157V158H214ZM14 158V159H13ZM34 158V159H33ZM39 158V159H38ZM80 158V159H79ZM81 158H83V159H81ZM106 160H105V159ZM123 158H121L122 160H121V162L123 161ZM137 158V157H136ZM141 158V157H140ZM139 158V160H141ZM170 158V157H169ZM176 158H178V159H176L177 161H174L175 163L176 162H178L180 159H179V156L178 157H176ZM180 158H181V156H180ZM213 158H212V161H210V160H207V161H209L208 163L211 165L212 163H213ZM13 159V160H12ZM27 159H29V160H27ZM43 159V160H42ZM77 159V160H76ZM126 159V158H125ZM124 159V160H125ZM128 159V158H127ZM146 159V158H145ZM172 159V158H171ZM182 159V158H181ZM196 159H198V158H196ZM206 159V158H205ZM214 159H218V157H216V158H214ZM11 162V164L8 162ZM27 160V161H26ZM46 160V161H45ZM59 160V161H58ZM61 160V161H60ZM111 160V161H110ZM132 160V159H131ZM148 160V159H147ZM186 160V161H185ZM200 160H204L203 158L201 159L200 158ZM200 160H196V161H198V162H195L196 164H198L199 163V166H200V170L203 168V169H205L204 167H206L205 166V162H206V164H207V161L206 160H204V161H202L203 162V164H201V161ZM25 162V163H23L22 164V162ZM72 162V165L71 164H69V162ZM74 161V162H73ZM75 161H76V163H75ZM106 161V162H105ZM133 161V160H132ZM136 161H138V160H136ZM135 160L133 161V163L135 162V163H137ZM144 161V160H143ZM180 161H182V160H180ZM179 161V162H180ZM214 161H217V160H214ZM6 162H8V163H6ZM34 162V163H33ZM87 162V163H86ZM90 162V163H89ZM93 162V163H92ZM126 162H127V160H126ZM139 162V161H138ZM140 162H142V160L140 161ZM192 162H191V165H190V163L188 164L189 166L188 167H191L192 166ZM30 163V164H29ZM110 165V166H108V168L106 167L108 164ZM128 163H130V162H128ZM143 163V162H142ZM142 163H139V167L142 165ZM194 163V164H195ZM5 164V165H4ZM14 164V165H13ZM26 164V165H25ZM97 165V168L99 167L100 168V171H101V167H104V169L102 168V170L104 171V175L102 174V172L103 171H101V173L99 174V176L101 175V176H107V174H109V178L107 177H104V178H102V177H99L98 176V174H95L94 175V173H91V174H93L92 176L93 177H91V175H90V172L93 170V172H95L94 171V169L96 168V166H93V165ZM121 164V163H120ZM176 164H179L180 166L179 167H181V164H182V162H180V163H176ZM208 164V165H209ZM71 167H70V166ZM90 165V166H89ZM111 165H113V166H111ZM119 165V164H118ZM129 165H131L130 166V168L131 167H134L132 170H131V172L135 169L136 170V168L138 167H136V166H133V164L131 163V164H129ZM129 165H127V166H129ZM134 165H136V164H134ZM184 165V164H183ZM202 165H204V167L202 166ZM27 166V167H26ZM29 166V167H28ZM65 166H66V168H67V166H68V168H67V170H66V168H65ZM116 166V165H115ZM177 166V168H178V165H176ZM201 166H202V168H201ZM9 167V168H8ZM16 169H15V168ZM26 167V168H25ZM73 167V168H72ZM79 167V168H78ZM81 167H83V168H81ZM142 167H143V165H142ZM142 167H140L141 169L139 170V171H141V170H143V168ZM185 167H187V166H185ZM193 167H194V165H193ZM193 167H191V168H189L188 170H187V168H185V170H187V171H189L190 169H192ZM196 167H198V165H196L195 166V168ZM32 168V169H31ZM69 168H71V170H69ZM96 168V169H97ZM98 168V169H99ZM113 168V169H114ZM130 168H129V173H128V171H126V173H125V175H132V176H134L133 174H131V172H130ZM195 168H194V170H195ZM10 169V170H9ZM25 169V170H24ZM80 169H82V170H80ZM91 169V170H90ZM95 169V170H96ZM97 169V170H98ZM126 169H128V168H126ZM144 169V170H145ZM184 168H182V169H180L181 170V172H182V170H183ZM206 169H207V173H208V169L209 170H211V169H213V168H211L210 166H207L206 167ZM205 169V170H206ZM13 170L16 172H13ZM21 170H23V171H21ZM26 170H28V171H26ZM89 170V171H88ZM123 171L125 170V169H122ZM143 170V171H144ZM155 170V171H154ZM185 170H183V172L185 171ZM205 170H203L202 172H204V173H202V172H200L199 171V169H198V171H199V173L200 174H205L206 175V173H205ZM12 171V172H11ZM19 171V172H18ZM21 171V172H20ZM33 172V176L31 175L32 173L31 172ZM78 171H79V173H78ZM80 171H81V173H80ZM136 171H138V169L136 170ZM179 171V170H178ZM191 171H193V170H191ZM191 171H189L188 172V176H189V173H192ZM196 171V170H195ZM212 171V170H211ZM4 172V173H3ZM17 172H18V174H17ZM23 172V173H22ZM24 172H26V173H24ZM84 172V173H83ZM105 172L107 173V174H105ZM134 172V171H133ZM181 172H179V174L181 173ZM15 173V174H14ZM19 173H22V175H20ZM95 173H97V172H95ZM124 173V172H123ZM135 173V172H134ZM157 173H159V172H157ZM157 173H155V174H157ZM187 173V172H186ZM211 173V172H210ZM210 173H208L209 174V177L211 178V175L212 176H214L212 173L210 174ZM4 174V175H3ZM83 174V175H82ZM88 174L90 175V177L88 176ZM136 174V176L135 177H137L140 173L138 172V175H137V173H135ZM195 174H198V173H195ZM200 174H198L199 175V177H201L200 176ZM19 175H20V177H19ZM28 175H30V176H28ZM85 175V176H84ZM111 175H112V177H111ZM124 175V176H125ZM141 175H143V174H141ZM145 175V174H144ZM181 175H183V174H181ZM186 174H185V176H184V178H186V177H188ZM192 175V174H191ZM193 175H194V173H193ZM192 175V176H193ZM198 175H196V176H198ZM203 175V179H205V177H207L205 180H203V181H200V183L201 182H204V184L202 185V183L200 184V185H202V186H204V185H206V190L208 189V187H209V189H210V185H213L212 187H211V189H214V186L217 188V190H216V192L217 191H220L219 190V188H218V186L220 187V185L219 184H216L217 182L216 181H218L219 182V180L218 179H216V181H215V178H213V179H211V182H210V184H208L209 182H208V176L206 175ZM12 176H14V177H12ZM81 176H83V177H81ZM95 176H98V177H95ZM124 176H122L121 175V179L120 180H122V179H124L125 177ZM126 176V178L128 179L129 177H127ZM132 176H130V181H132L131 180V178L132 179H134L135 180V188H137V186H139V188H141V186L139 185V184H141V183H139V179H136L135 177H132ZM148 176V175H147ZM147 176H145V179L143 180V182L142 183H144L145 182V185L147 184V185H149V182H148V178H149V176H148V178H147ZM153 176L155 177V178H153ZM10 177V178H9ZM23 177H24V179H26L27 180V182L23 179ZM26 177V178H25ZM89 179H91V180H88V178ZM110 177H111V179H110ZM113 177L114 178H116V179H113ZM124 177V178H123ZM163 177V176H162ZM180 178H182L181 176H179ZM190 177V176H189ZM96 178V179H95ZM126 178H125V180L124 181H127L126 180ZM139 178V177H138ZM140 178H143L142 176H140ZM163 178H165V177H163ZM195 178H198V177H194V179ZM218 178V177H217ZM5 179V180H4ZM106 180L105 182H104V180ZM107 179H110V180H107ZM113 179V180H112ZM159 178H158V180H160ZM168 179H170V178H168ZM189 179V178H188ZM187 179V180H188ZM23 180V181H22ZM87 182H86V181ZM92 180H94V183L92 182ZM102 180H103V182L105 183V184H102L103 182H102ZM119 180V179H118ZM117 180V181H118ZM128 180V181H129ZM146 180H147V182H146ZM164 180H166V178L164 179ZM186 180V179H185ZM195 180H198V179H195ZM199 180H202V179H200L199 178ZM198 180V181H199ZM207 180V181H206ZM210 180V179H209ZM16 181V182H15ZM25 181V182H24ZM84 181L87 183V184H89V189H88V185L86 186V185H84V187H83V184H84ZM109 183H108V182ZM127 181V182H128ZM150 181V180H149ZM167 181V180H166ZM166 181H164V184H165V182ZM171 181V180H170ZM173 181V180H172ZM179 181V180H178ZM181 182H183L182 181V179L180 180ZM180 181L177 183V185L178 186H180L181 188H184L183 186H182V184L180 183ZM191 181H192V183H193V179H192V177H191ZM190 180H189V182L188 183H190L191 182ZM15 182V183H14ZM22 182V183H21ZM89 182V183H88ZM101 182V184H99ZM120 182V181H119ZM123 182V181H122ZM133 183H134V181H132ZM177 182V181H176ZM205 182H207V184H205ZM216 182V183H215ZM124 183V182H123ZM122 183V186L124 185L125 186V189H126V187L128 188V189H126L127 190V192H129L130 191V193H132V194H134V196L136 195H138V194H140L141 192H139L138 193V188L136 189L137 190V193H134V189L133 190H131L132 189V185L130 186V185H125V183L123 184ZM174 183L175 182H172V184L173 185H171V187L172 188H174V189H172V188H170L171 189V191L173 190H175V187H173V186H176V185H174ZM187 182H184L183 184H186ZM195 183V182H194ZM193 183V184H194ZM213 183V184H212ZM239 183H240V181H239ZM95 184V185H94ZM129 184H131L130 182H129ZM138 184V185H137ZM164 184H163V186H164ZM166 184H167V186H169V184H171V183H167L166 182ZM176 184V183H175ZM196 184V183H195ZM101 185V186H100ZM103 185H104V187H103ZM109 185V186H108ZM111 185H112V183H111ZM113 185H115V184H113ZM116 187L118 188L119 186L121 187V189H122V186L120 185V184H118V183H116ZM142 185V184H141ZM186 185H188V184H186ZM185 185V190H186V187H188V186H190L191 185V183H190V185H188V186H186ZM207 185H208V187H207ZM245 185V184H244ZM244 185H242V187L244 186ZM18 186V187H17ZM20 186V187H19ZM93 186H95L96 188H98L99 189V192H94V191H98V189H95ZM87 187V188H86ZM93 187V188H92ZM109 187H112V189L110 188V190H111V192H110V190H109ZM119 187V188H120ZM133 187V188H134ZM145 187V186H144ZM180 187H178V188H180ZM192 187H194V186H192ZM191 187V188H192ZM196 187H198V186H196ZM195 187V188H196ZM201 187V186H200ZM108 188V190H106ZM167 188V187H166ZM165 187H164V189L165 190H162L161 191V193L162 194H164L165 192V195L167 194H169V193H171V191H169V187L166 189ZM181 188H180V190H181ZM190 188V187H189ZM194 188V189H195ZM199 188V187H198ZM198 188H196V190H193L192 191V193H194L195 194V192H198ZM204 188V187H203ZM215 188V189H216ZM246 189H247V187H245ZM94 189V190H93ZM144 189V188H143ZM143 189L141 190V191H143ZM145 189H146V187H145ZM155 189V188H154ZM176 189H177V186H176ZM210 189V191L211 192H205V193H202L203 192V190H202V187L201 188H199V195L202 197V194H203V197H202V199H203V203L201 202V197H199L200 198V201H199V198L198 199H196V200H198V205H199V208H201L200 207V202H201V205L203 206L202 208H204V207H206V206H208V205H206V206H204L203 204H205V201L206 200H208V199H204V195L206 194V193H209V195L212 193V191H214L215 192V189L214 190H211ZM102 190V191H101ZM135 190V191H136ZM147 190H145V191H147ZM180 190H178L179 191V193L180 192H183L184 190L182 189V191H180ZM187 190H189V189H187ZM186 190V192H188ZM205 190V189H204ZM237 190V189H236ZM244 190V189H243ZM108 191L110 192V194L108 193ZM121 190L119 189V196H120V192ZM144 191V192H145ZM148 192V193H151V192ZM152 191H154L153 189H152ZM157 191V190H156ZM209 191V190H208ZM245 191V190H244ZM106 192V193H105ZM123 193H125V196H127V192L124 190V191H122ZM144 192L142 193L143 194V196H142V198L144 197V195L147 193V192H145V194H144ZM159 192V191H158ZM157 192V193H158ZM184 193V194H187V193ZM215 192V193H216ZM222 191H220V192H218V196L219 195H221L222 193H221ZM247 192V191H246ZM15 193H16V195H15ZM116 193V192H115ZM114 192H113V194H115ZM129 193V194H130ZM177 193V191H175V194ZM91 194H92V196H91ZM96 194L98 195V194H100V195H98V197L96 196ZM106 194V195H105ZM131 194V196H127L128 198H130L131 199V197H133V195ZM154 194H156V193H154ZM159 194V193H158ZM161 194V196L163 197V195ZM172 194V193H171ZM170 194V195H171ZM189 194H191V192H189ZM189 194H188V196H189ZM235 194V193H234ZM237 194V193H236ZM247 194H248V192H247ZM149 195H153V194H149ZM149 195H148V198H149ZM165 195H164V197H165ZM166 195V196H167ZM176 195H182V194H176ZM193 195V194H192ZM212 195V194H211ZM210 195V196H211ZM214 195V194H213ZM216 195H217V193H216ZM216 195H214L215 197H216ZM91 196V197H90ZM104 196V197H103ZM106 196V197H105ZM114 196V195H113ZM125 196L123 197V195H122V197L125 199ZM154 196V195H153ZM153 196H150V199H154L153 198ZM172 197H173V195H171ZM175 196V195H174ZM184 195H182L181 197L182 198H184L183 197ZM253 196V195H252ZM95 197H96V200H95ZM101 197V198H100ZM116 197V196H115ZM139 197V198H138ZM152 197V198H151ZM155 197H156V195H155ZM157 197H158V195H157ZM162 197H161V199H162ZM164 197H163V199H164ZM177 197H179V196H177ZM181 197H180V199H178V198H175V197H173L174 198V204H177V205H180L179 207H180V209H181V207L182 208H184V209H186V210H184V211H188L187 210V208H186V204L188 203V201H187V203L185 202L186 200H185V198H187V195H186V197L184 198V200L183 199H181ZM194 197H198V196H194L193 195V197L192 198H194ZM215 197L213 198V200L215 199ZM220 197V196H219ZM224 197V196H223ZM106 198V199H105ZM117 198V197H116ZM134 198H136V197H134ZM141 197H140V195H138L137 196V200L138 199H140ZM147 198V197H146ZM159 198H160V196H159ZM188 198H190V197H188ZM191 198V199H192ZM206 198V197H205ZM207 198H209V197H207ZM217 198V197H216ZM260 198V197H259ZM56 199L58 200V201H56ZM86 199H87V201H86ZM102 199V200H101ZM112 199V200H111ZM119 199V197L117 198V201H119L118 200ZM127 199V198H126ZM129 199V200H130ZM166 199V198H165ZM168 199V198H167ZM172 199V198H171ZM210 199V202L212 201V202H214L211 198H209ZM221 199H222V197L219 199L218 198V200L217 201H215V204L214 205H216L217 203L216 202H218V201H221ZM247 199V200H248ZM262 198H260V200H261ZM16 202H15V201ZM99 202H98V201ZM106 200H108V201H106ZM110 200V201H109ZM120 200H121V196H120ZM129 200L127 201V200H125L126 202L125 203H127V207L129 208L130 207V203H129ZM132 200H133V198H132ZM131 200V201H132ZM136 199H134L133 200V202H131V208L133 209V206L134 207H137V211H138V213H139V211L140 212H142V204L140 205H137V203L139 202H137V203H135L134 201H135ZM145 200V199H144ZM144 200H142L141 202L142 203H144ZM147 200V199H146ZM158 200V199H157ZM179 200H183V202H184V204H183V202H181L180 203V201ZM187 200H189V199H187ZM14 201V202H13ZM94 201H95V203H99V204H97V206L99 207V208H96L97 206H93L95 203H94ZM100 201L102 202V205H101V203H100ZM114 201V200H113ZM116 201V202H117ZM121 201H124V200H121ZM155 201H156V199H155ZM154 200L151 202L152 204H153V202H154V204L157 202H155ZM172 201V200H171ZM262 201V200H261ZM7 202V203H6ZM58 202V203H57ZM105 202V203H104ZM115 202V201H114ZM114 202H113V204H114ZM146 202V201H145ZM149 202V201H148ZM190 202H191V205H192V203L193 202H195V199H194V201H192V200H190ZM207 202V201H206ZM208 202H209V200H208ZM209 202V206L210 207H206V208H208V209H210L211 208V206L212 205H210L211 203ZM55 203H57L58 204V206H57V204H55ZM120 203H122V202H120ZM125 203H123V204H125ZM140 203V202H139ZM151 203H150V205H151ZM172 203H173V201H172ZM180 203V204H179ZM219 203V202H218ZM249 203V201L248 202H246V204H248ZM63 204V205H62ZM105 204H106V206H105ZM112 204V205H113ZM118 204V203H117ZM133 204V205H132ZM149 204V203H148ZM161 204V203H160ZM163 204V203H162ZM170 204V205H169ZM174 204H173V206H174ZM181 204H183L184 206H181ZM189 204V203H188ZM195 204H196V202H195ZM194 204V205H195ZM4 206V208L6 209L7 208V206L8 205H10V208H7L6 210H4V208H2L3 206ZM62 205V206H61ZM64 205H65V207H64ZM83 205V207L84 208H79L80 206H82ZM96 205V204H95ZM144 207H146V208H148L149 209V207H147L146 206V204L144 203ZM157 204H155V206H156ZM177 205H176V207H177ZM190 205V204H189ZM237 205V204H236ZM239 205H237V206H239ZM242 205V206H241ZM259 205H260V207H259ZM262 205H263V207H262ZM2 206V207H1ZM61 206V207H60ZM101 206V207H100ZM107 206H108V208H107ZM121 206H123V205H121ZM121 206L119 207V205L117 206L116 205V207L114 206V209L116 208V210L117 209H121ZM126 206V205H125ZM139 206V207H138ZM154 206V205H153ZM158 206H160L159 204H158ZM172 206V205H171ZM188 206V205H187ZM55 207V208H54ZM119 207V208H118ZM124 207V206H123ZM151 207V206H150ZM169 207V208H168ZM176 207H175V209H176ZM190 207V206H189ZM188 207V208H189ZM192 207H195V206H192ZM191 207V208H192ZM2 208V209H1ZM57 208V209H56ZM61 208V209H60ZM63 208H64V210H63ZM79 208V209H78ZM86 208V209H85ZM95 208H96V210L97 209H101V212H103V213H101L99 210H97V211H99V212H96V210H95ZM112 208V209H111ZM138 208H140V210L138 209ZM174 208V207H173ZM178 208V207H177ZM190 208V210H192ZM196 208V207H195ZM201 208V209H202ZM215 208V211H216V209H219V211H218V213H219V215H220V208H216V206L214 207ZM259 208H260V213H258L259 212ZM8 209H11V211L10 210H8ZM60 209V210H59ZM66 209V210H65ZM108 209V210H107ZM124 209V208H123ZM123 209H122V211H123ZM151 209V208H150ZM153 209H154V211H155V208L153 207ZM152 209V210H153ZM158 208H156V210H157ZM194 209V208H193ZM207 209V210H208ZM212 209V208H211ZM231 209H232V207H231ZM230 209V210H231ZM236 210L237 208H233V210ZM18 210H20V211H18ZM55 210V211H54ZM81 211V212H78V211ZM82 210H83V212H82ZM94 210H95V212L97 213V216L98 217H93V216H95V212H94ZM103 210V211H102ZM134 210H136V208L134 209ZM146 210V209H145ZM189 210V212H186V213H188V216H191L192 214H193V212L191 213V211ZM205 210V209H204ZM232 210V212L231 213H233L234 211ZM262 210V211H261ZM5 211V212H4ZM13 211V212H12ZM65 211V212H64ZM85 211H86V213H85ZM111 211V216L112 217H110L109 216V212ZM133 211V210H132ZM144 211V210H143ZM149 211V210H148ZM151 211V210H150ZM154 211H153V214H151V212H150V215L152 216V215H155L154 214ZM162 211V212H161ZM167 212L166 214H169L170 212ZM202 211V210H201ZM247 211V210H246ZM245 211V214H248L247 212ZM256 211V213H255V216H254V212ZM63 213L62 215H61V213ZM114 212V211H113ZM119 212H121V211H119ZM118 212V213H119ZM123 212V213H124ZM136 212V211H135ZM135 212L132 214V215H134L135 214ZM182 212V213H181ZM194 212H199L200 214L203 212H200V210L199 211H196V209H195V211ZM207 212H209V211H207ZM211 212V211H210ZM222 212V211H221ZM11 215V217H9L10 215ZM81 213V214H80ZM98 213H99V215H98ZM117 213V212H116ZM122 213V212H121ZM142 213H144V212H142ZM146 213V212H145ZM145 213H144V215H145ZM206 213V212H205ZM230 212L229 213H227V214H230V215H232ZM264 213V212H263ZM3 214V215H2ZM102 214V215H101ZM147 214H148V212L146 213V216H147ZM156 214H158V213H156ZM175 214V213H174ZM191 214V215H190ZM195 214V213H194ZM207 214H209V213H207ZM206 214V215H207ZM211 214V213H210ZM223 214H225L226 215V213H223ZM251 214H253V215H251ZM257 214V215H256ZM58 217H57V216ZM61 215V216H60ZM91 215H92V218L94 219H91ZM105 215V216H104ZM121 215V217H122V214H120ZM137 215V214H136ZM136 215H134L135 217H136ZM140 215H142L141 213H140ZM173 215V214H172ZM196 215V214H195ZM218 215V214H217ZM263 214H261V216H262ZM84 216V218H85V220H82V219H84V218H82L81 219V222L82 223H80V219H77V217L78 218H80V217H83ZM145 216V218H147ZM151 216H149V217H151ZM156 216H154V217H156ZM168 216V215H167ZM169 216H170V214H169ZM197 216V215H196ZM205 216V215H204ZM222 216L223 215H221L220 217L222 218ZM227 216V220H228V218H229V221H232L231 220V216H228V215H226ZM225 216V217H226ZM257 216V217H256ZM264 216V215H263ZM13 217V218H12ZM53 217H54V220H53ZM110 217V218H109ZM113 217H115V218H113ZM131 217V216H130ZM137 217H143V216H137ZM191 217H194V215L193 216H191ZM220 217H218V220L220 219L221 220V218ZM224 217V216H223ZM233 217V218H234ZM238 217L236 216V218H237V220H236V218L234 219V220H236L237 221V224L239 223L238 222ZM241 217H239L240 218V221L242 220L241 219ZM252 217H254V218H252ZM2 218V219H1ZM48 218V219H47ZM52 218V219H51ZM90 218V219H89ZM98 218V219H97ZM103 218V219H102ZM114 219L113 221H111L112 219ZM125 218H127V217H125ZM153 218V217H152ZM170 218V222L169 223H172L173 224V219H171V216L169 217ZM173 218H174V215H173ZM178 218H179V216H178ZM178 218H177V220H176V217H175V221H177L178 222ZM214 218V219H213ZM256 218V219H255ZM12 219H14V220H12ZM118 219V220H117ZM191 219V218H190ZM194 219H193V221H194ZM206 219V220H205ZM210 219L208 220V221H210ZM249 219V220H250ZM9 220H11L12 222H10ZM93 220V221H92ZM97 220H99V221H97ZM133 220V221H132ZM151 220H155V219H151ZM201 220H202V222H201ZM204 220V221H203ZM234 220H233V222H234ZM2 221V222H1ZM13 221H15V222H13ZM55 221H56V224H58L59 223V225H60V221H63L62 223H63V225L61 224V227L59 226V227H57L56 226V224H55ZM79 221V222H78ZM129 221L132 223V225H130V223H129ZM135 221V222H134ZM157 221V220H156ZM172 221V222H171ZM189 221V220H188ZM235 221V222H236ZM58 222V223H57ZM64 222H66L65 224H68V225H65L64 224ZM83 222L84 223H86L85 225L83 224ZM94 222H95V224H96V222H98V223H100V225L102 226V223H103V225H105V224H108V225H106V227L107 226H109V225H111L112 226V223H114V226H112V228L113 227H116V229H115V231H114V229H113V233L112 234H110L111 233V228L110 227H108V229H110L109 230V232L110 233H105L108 229H105V232H100V231H97V232H99V234H97V232H96V235L91 231V230H97V229H103V227H100L99 225H96V226H99V227H97L96 229L94 228H91V225H93L94 224ZM119 222V223H118ZM151 222V221H150ZM154 222V221H153ZM158 222H159V220H158ZM234 222V223H235ZM15 223V224H14ZM111 223V224H110ZM120 223H121V225H120ZM135 223V224H134ZM140 223H141V225H140ZM191 223H193L191 220H190V222H189V225L191 224ZM195 223V222H194ZM203 223H204V225H203ZM206 223H208L209 224V226L210 225H212V223L210 222H206ZM241 223H243V222H241ZM83 224V225H82ZM125 224V226H123V225ZM156 224V223H155ZM174 224L176 225V223L174 222ZM248 224V225H247ZM17 225V226H16ZM64 225L65 226H67V227H64ZM90 225V228L91 229H89L87 226H89ZM120 227H119V226ZM127 225V226H126ZM136 225V226H135ZM138 225H140V226H138ZM150 225H151V223H150ZM154 225V224H153ZM153 225H151V228H152V226ZM179 225V226H180ZM192 225V224H191ZM214 225H216V226H214ZM233 225V224H232ZM236 225V224H235ZM239 225V224H238ZM18 226H20V227H18ZM62 226H63V230L61 229L60 230V228H62ZM82 226H83V228H82ZM85 226V227H84ZM94 226V225H93ZM135 226V227H134ZM178 226V225H177ZM178 226V227H179ZM240 226H241V224L238 226L239 228H240ZM124 227H125V229H124ZM145 227V228H146ZM154 227V226H153ZM156 227H157V224H156ZM162 227V228H161ZM167 227V226H166ZM165 227V228H166ZM168 227L170 228V227H172V226H170V224L168 225ZM194 227V225H192V228ZM233 228H234V225L232 226ZM232 227H230V228H232ZM237 226H236V228H238ZM247 227V228H246ZM2 228V229H1ZM15 228V229H14ZM135 228V229H134ZM159 228V227H158ZM168 228V229H169ZM208 228V227H207ZM221 228V229H220ZM16 230V232L14 231V230ZM70 229V230H69ZM130 229V230H129ZM167 229V228H166ZM195 229V228H194ZM212 229V230H213ZM235 229V228H234ZM2 230V231H1ZM69 230V232H70V234H72L71 236H72V241H71V239H70V237L71 236H69L67 233H65V232H67ZM104 230V229H103ZM123 230V231H122ZM133 230H134V232H133ZM157 230V229H156ZM159 230V229H158ZM171 230V229H170ZM201 230V231H200ZM203 230V231H202ZM212 230H210V232L209 233H211L212 232ZM231 230V229H230ZM233 230V229H232ZM231 230V231H232ZM250 230V231H251ZM262 232H261V231ZM88 231V232H87ZM121 231V232H120ZM155 231V230H154ZM173 231V230H172ZM172 231H170L171 232V235L172 236H174V234H173V232ZM185 231V232H184ZM231 231H229V236H230V233H232ZM249 231V232H250ZM13 232V233H12ZM95 232V231H94ZM181 232H183V234H184V237H182V235H181ZM193 234H195V235H198V234H200L201 236L199 237V239H198V237L196 238V239H198V240H196V241H200V242H196L194 239H191L192 238V236H191V238L190 239H188V240H186V236H185V234L186 235H190L191 233ZM200 232V233H199ZM214 232V233H215ZM221 232H223L222 234H221ZM246 232H248V231H246ZM260 232H261V234H260ZM23 233V234H22ZM101 233V234H100ZM138 233V232H137ZM214 233H212V235L214 234ZM106 234H107V236H108V239H107V237H106ZM109 234V235H108ZM259 234V235H258ZM119 235H121V236H119ZM140 235V237H142V238H138L137 236H139ZM158 236V238L157 239H155L156 238V236ZM175 235V236H176ZM179 235V236H178ZM188 235V236H189ZM203 235V236H202ZM211 235V234H210ZM209 235V236H210ZM238 235V236H237ZM245 237H244V236ZM17 236V237H16ZM43 236V237H42ZM68 236H69V240L71 241V242H73V239H74V242L73 243H75V244H73L74 245V247L73 246H71V248H69L70 247V245H72V243L70 244V242L69 241H67L68 240ZM95 238V237H98L97 239H99V240H97V242L93 239V237ZM188 236H187V238H188ZM199 236V235H198ZM243 236V237H242ZM76 239H75V238ZM111 237V238H110ZM112 237H113V239H112ZM114 237H116V239H118L117 240V243H115V241H116V239H114ZM155 237V238H154ZM176 237V238H177ZM201 237L203 238V240L206 242H204L203 240H201ZM206 237V238H205ZM259 237V238H260ZM15 238V239H14ZM48 238V239H47ZM51 238V239H50ZM126 238H128V239H126ZM152 238L154 239V241L153 242H155L154 244H156L155 246H153L154 244H152L153 242H152ZM162 238V239H161ZM211 238V237H210ZM242 238H244V239H242ZM246 238H248V239H246ZM9 239V240H8ZM20 239H22V240H20ZM44 239V240H43ZM124 239L127 241H124ZM142 239V240H141ZM158 239H160V240H162V241H157ZM164 239V240H163ZM169 238L167 239L168 240V242H171V241H169L170 240ZM212 239V238H211ZM222 239H224V240H222ZM8 240V241H7ZM14 240V241H13ZM47 242H46V241ZM49 240V241H48ZM53 242H52V241ZM113 241V242H111V241ZM115 240V241H114ZM131 242H130V241ZM156 240V241H155ZM167 240H166V242H167ZM190 240V241H189ZM207 240V241H206ZM4 241H5V243H4ZM45 241V242H44ZM51 241V243H49ZM56 241V242H55ZM69 243H67V242ZM176 241V240H175ZM189 241V242H188ZM202 241L204 242V243H202ZM210 241H212V243H213V245H212V243H210ZM237 241H238V239H237ZM32 242H34L35 244H36V246H38L39 247V245H40V248L42 249V250H40V248H39V250H37V248L35 247V244H33ZM96 242V243H95ZM107 242L109 243V244H111V243H113L114 245H116L115 247H113L114 245L112 244V248L110 247V250L108 249V244H107ZM130 242V243H129ZM141 242V243H140ZM144 244H143V243ZM152 242V243H151ZM159 242V243H158ZM192 242H191V244H192ZM207 242H209V244L207 243ZM228 242H227V244H228ZM232 242V241H231ZM4 243V244H3ZM30 243H31V245H30ZM53 243V244H52ZM77 243V244H76ZM90 243V244H89ZM95 243V244H94ZM103 243V244H102ZM129 243V245L128 246H126L127 244ZM149 243V244H148ZM157 243L159 244V246H161V245H165L163 248H164V253L162 252V254H164V256H163V258H162V256H159L160 254H157V253H154L155 251L154 250H152L153 248H155L156 246H158L157 245ZM161 243V244H160ZM175 243V242H174ZM173 243V244H174ZM247 243H250L249 241L247 242ZM44 244V248H42L43 245ZM68 244V246L69 247H66V245ZM79 244V246L75 249V245H78ZM125 244V245H124ZM147 244V245H146ZM191 244H189V250H191L192 248H190L192 245ZM11 245H13V248L12 249H14V250H11ZM15 245V246H14ZM26 245V246H25ZM29 245V246H28ZM54 246V247H52L51 248V246ZM89 245V247L91 246V248L93 249H90V253L88 252L89 251V247H87V246ZM145 245V246H144ZM191 245V246H190ZM224 245V246H223ZM248 245V246H247ZM257 245V244H256ZM33 246H34V248H36V250L35 249H33ZM104 246V247H103ZM158 246V247H159ZM168 248H167V247ZM234 246V247H233ZM245 246V247H244ZM17 247V248H16ZM22 247V248H21ZM138 247H140V248H138ZM158 247H156V249H158ZM161 247V248H162ZM166 247V248H165ZM203 249H202V248ZM224 247V248H223ZM234 249H233V248ZM240 247V248H239ZM9 248V249H8ZM15 248H16V250H15ZM54 248V249H53ZM69 248V249H68ZM79 248L77 249V250H79ZM104 248V249H103ZM142 248V249H141ZM160 248V247H159ZM180 248H182V250H180ZM210 248H212V247H210ZM210 248H208V249H210ZM230 248H232V249H230ZM7 249H8V252H10L11 253V256H10V253L8 254V252H7ZM45 251H44V250ZM67 249V250H66ZM106 249L107 250H109L108 252H109V258H108V255H106L107 254V251H106ZM138 249V252L136 251ZM155 249V250H156ZM205 249H207V248H205ZM208 249H207V252H208ZM224 249V250H223ZM231 250V251H229L228 252V250ZM10 250V251H9ZM46 250H47V255H44L45 253H43V251L44 252H46ZM50 250V253H48V251ZM104 250V251H103ZM113 252H112V251ZM179 250V251H178ZM194 249H192V253H193V251H195ZM202 250V251H201ZM210 250H212V249H210ZM234 250H237L238 251V253H237V251H236V253H234L235 251ZM14 251V252H13ZM64 251H66V254L67 255H65V252ZM152 251H154V252H152ZM197 251V252H198ZM5 252V253H4ZM40 252H42V254L44 255V256H42L41 255V253ZM54 254H53V253ZM64 252V253H63ZM99 252V253H98ZM141 252V253H140ZM156 252H157V250H156ZM161 251L159 250V253H160ZM191 252H190V254H191ZM196 252V251H195ZM194 252V253H195ZM18 253V254H17ZM82 253H83V255H82ZM102 253V254H101ZM143 253V254H142ZM226 253V254H225ZM250 253H252V254H250ZM94 254V255H93ZM97 256H96V255ZM101 254V255H100ZM113 254H115L114 256H115V258H117L118 260H116L115 259V261H112L111 260V258L113 259L114 257H113ZM161 254V255H162ZM185 254V255H184ZM188 254V255H187ZM202 254V255H203ZM6 255V256H5ZM13 255V256H12ZM68 255H69V257H71V258H69L68 257ZM154 255V256H153ZM193 255H196V254H193ZM199 255V254H198ZM226 255V256H225ZM12 257V258H8V257ZM18 256V257H17ZM67 256V257H66ZM169 258H168V257ZM189 256H192V255H189ZM205 257H206V254L204 255ZM245 256V257H244ZM259 256V257H258ZM17 257V258H16ZM48 257V258H47ZM49 257H50V259H49ZM94 257H96V258H94ZM180 258V260L179 259H177V258ZM193 257V256H192ZM238 257H239V259H238ZM252 257V258H251ZM261 258V259H263V261H264V258ZM2 258H5V259H2ZM14 258V259H13ZM47 259L46 260V263H45V259ZM54 258V259H53ZM66 258H69L68 260L66 259ZM80 258V259H79ZM225 258V259H224ZM226 258H228V259H226ZM249 258H251V260H247V259H249ZM10 259V260H9ZM15 259H16V261H15ZM38 259V258H37ZM36 259V260H37ZM55 259H56V261H55ZM61 259V260H60ZM63 259V260H62ZM138 259V260H137ZM160 259L162 262H160V261H158V260ZM188 259L190 260L191 258L189 257V258H187V259H184L183 260V262L181 263V264H192L191 262H189L188 261ZM252 259H253V261H252ZM260 258L259 259H257V260H261ZM12 260H14V262L12 261ZM35 260V261H36ZM50 262H49V261ZM114 260V259H113ZM146 260V261H145ZM148 260V261H147ZM153 260V261H154ZM171 260V261H170ZM192 260H194V259H192ZM230 261V262H228V261ZM29 261V262H28ZM92 262V263H88V262ZM102 261V262H101ZM128 261V262H129ZM150 261V262H149ZM179 262V263H177V262ZM251 261V262H250ZM263 261H258V263L260 264V262L262 263ZM2 262V263H1ZM6 262V263H5ZM9 262V263H8ZM30 262H32V263H30ZM41 262V263H40ZM56 262V263H55ZM115 262V263H114ZM147 262H149V263H147ZM210 262V263H209ZM217 262H215L216 264H218ZM241 263V264H246V263ZM257 262V261H256ZM18 263V264H19ZM118 263V262H117ZM131 263V264H132ZM137 263V264H138ZM154 263V262H153ZM195 263V262H194ZM207 263H203V264H207ZM120 264V263H119ZM156 264V263H155ZM236 264V263H235ZM253 264V263H252ZM254 264H255V262H254ZM257 264V263H256ZM263 264H264V262H263Z\"/></svg>",
	"mask_w": 264,
	"mask_h": 264
},
{
	"label": "bare ground",
	"instance_id": "obj_2",
	"mask_svg": "<svg viewBox=\"0 0 264 264\" xmlns=\"http://www.w3.org/2000/svg\"><path fill=\"white\" fill-rule=\"evenodd\" d=\"M0 1H1V0H0ZM27 1H33L32 9H33V11H34L36 14L39 13V11H40V5H41V0H2V1L0 2V5H1L2 8H3V10H2L1 8H0V10H2L3 13H4L3 15H1L2 12H0V15L2 16V18L4 17L3 19H4V21H5V23H0V32L2 31V33H3V34L0 33V39H1L2 35H3V37H4V36H6V35L8 34V35H7L8 37H5L4 39H5L6 41H7V40L9 41V44H10L9 46L12 48V50H11V48H10V50H8V49H9V46L6 44L5 47L8 48V49L5 51V54H3V55L1 54L3 57H4V55H5V57H4L5 59H4V58H3V59L0 58V62H3V64H4L5 60L9 58L7 62H8L9 64L12 63L11 65H12L13 67L17 68V70L12 69V66H11V67H7V68H5L6 70H7V69H10V70H7V71L11 72V73H7L6 75H5V71H4V73H3V72H2L3 70H1V72L4 74V76H5V77L7 76V78L9 79V80H8L7 78L4 77L2 80L7 79L8 81H10L11 79H13V81L11 80V82H15L14 85L11 86V89H12V87H14V88L12 89V90H13V92H12V95H13V96L11 95V97H12V99H13V98L17 99V100H15V101H14V99H13V102H15L16 104H18V103L21 104V103H22V102H21V99H22V98L24 99V98L26 97V99H28L27 97L29 96V94H28L29 90L27 91L26 88H27V86L29 85V84H28L29 82H28L27 80H28L29 78H31L30 75H29L30 77L28 76V74H30V73L32 72V69H31V68H34L36 65H37V66L39 65V67H37V70L40 69V70H39V72H40V71H41V68L44 67V65L42 66L41 64H42V63L45 64V62H46V65H47V66L45 65L44 69H42V70H44V71H46V70H48V69L50 70V68H48V66H50V64L52 63V60H48V59H49V58L52 59V58H51V55H49V54H51V52L54 51V50H51V52L49 53L50 48H51V46H52V44H50V40H48V34L50 33V32H49L50 29H47L46 26H44L43 24H41V23H39V22H34V19H32L31 17H29V15H30V6H28V5H30V4L27 3ZM62 17H63V19L65 20L66 23H73L74 25L79 26V28H80V26L83 25L84 23H89V22H90V19L92 20V17L83 16V15H81L80 12H76V13L74 14V13L71 12V11L63 12ZM2 18H1V19H2ZM5 18H7V19H5ZM3 19H2V20H3ZM10 21H11V22H10ZM7 22H9V23H11V24L8 23V24H9V25H8ZM3 25H4V27H3ZM5 25H6V27H7L10 31H8V29L5 27ZM8 26H11V27L9 28ZM5 28H6L7 30L4 31ZM12 28H13V29H12ZM51 31H52V30H51ZM6 32H9V33H7V34L4 35V33H6ZM56 33H57V32H56ZM61 37H63V33H62V36H61ZM7 38H8V39H7ZM1 42H2V39H1ZM4 42H5V41H4ZM2 43H3V42H2ZM5 43H7V42H5ZM0 44H1V43H0ZM4 45H5V44H4ZM59 45L63 46L62 42L59 43ZM55 47L58 48L57 46H55ZM59 47H60V46H59ZM3 48H4V46H3ZM3 48H2V49H3ZM56 48H54L55 51H56V52H54V53H55L56 55H57V54H60V53L62 54L63 51L58 52V50H56ZM62 48H63V47H60V48H58V49H62ZM0 49H1V47H0ZM52 49H53V48H52ZM4 50H5V49H4ZM63 50H64V49H63ZM244 50H245V49H244ZM7 51H8V52H7ZM11 51H12V52H11ZM0 52H2V50H1ZM3 52H4V51H3ZM9 52H10V53H9ZM64 52H65V50H64ZM64 52H63V55H62V56H64V58H66V52H65V54H64ZM237 52H238V51H237ZM48 53H49V54H48ZM193 53H194V52H193ZM221 53H222V52H221ZM7 54H8V55H7ZM9 54H10V55H9ZM1 55H0V56H1ZM6 55L8 56V58H6V57H7ZM48 55H49V56H48ZM196 55H198V54H196ZM9 56H10V57H9ZM199 56H200V55H199ZM199 56H198V59H200ZM241 57H242V56H241ZM236 59H237V58H236ZM1 60H2V61H1ZM3 60H4V61H3ZM219 60H220V59H219ZM237 60H238V59H237ZM244 60H245V59H244ZM244 60H243V61H244ZM248 60H249L248 65H249V64H253V65H254V63H253L252 61H250V56H249ZM248 60H245V61L248 62ZM251 60H252V59H251ZM50 61H51V62H50ZM204 61H205V60H204ZM207 61H208V60H207ZM207 61H206V63H207V64H208V63L210 64V62H207ZM245 61H244V62H245ZM47 62H49V63H48L49 65L47 64ZM8 63H7V64H8ZM0 64H1V63H0ZM7 64H4V65H7ZM9 64H8V66H10ZM210 65H211V64H210ZM0 66H1V65H0ZM31 66H32V67H31ZM41 66H42V67H41ZM181 66H183V65L181 64ZM204 66H206V65H204ZM232 66H233L234 69H237V71H238V70L240 69V67H241V64H240V63H236V64H235V63H232ZM250 66H251V65H250ZM3 67H4V66H3ZM3 67H2V68H3ZM20 68H21V69H20ZM38 68H39V69H38ZM45 68H47V69H45ZM189 68H191V67H189ZM207 68H208V67H207ZM247 68H250V67H248V66L245 67V70H246ZM35 69H36V68H35ZM35 69H34V70H35ZM194 69H195V68H194ZM210 69H211V68H209L208 71H207V69H206V71L209 72ZM12 70H13L14 72H13ZM18 70H19V71H18ZM27 71H28V72L30 71V73H28ZM35 71H36V70H35ZM50 71H51V70H50ZM126 71H127V70H126ZM201 71H202V70H201ZM201 71H199L200 74L198 73V71H196V72L194 71V72H192V73L189 72V73H191V75H193V74H195V73H198V74H199V77H200V78L202 79V81L204 82L203 78L206 77L205 75L207 74V72H206L204 69H203V71H202L203 73H202ZM18 72H19V73H18ZM23 72H25V73H23ZM26 72H27V73H26ZM33 72H34V71H33ZM33 72H32L31 74H33ZM128 72H129V71H128ZM128 72H126V74H129ZM204 72H206V74H204ZM239 72H241V70H240ZM14 73L17 74V75H15ZM22 73H23V74H22ZM40 73H41V72H40ZM44 73H45V72H44ZM47 73H49V71H48ZM242 73H243V72H241V74H242ZM256 73H257V72H256ZM263 73H264V71H263ZM8 74H10V76H9L10 78L8 77ZM11 74H12V75H11ZM18 74H19V75H18ZM26 74H27V76H28V77H27L28 79L26 78ZM38 74H39V73H38ZM126 74H125V75H126ZM133 74H134V73H133ZM203 74H204V75H203ZM243 74H244V73H243ZM258 74H259V73H258ZM22 75H23V76H22ZM41 75H42V73H41ZM136 75H137V74H136ZM236 75H237V74H236ZM251 75H252V74H251ZM255 75H257V74H255ZM263 75H264V74H263ZM11 76H13V78H11ZM35 76H36V75H35ZM35 76L33 75V78H34ZM42 76H43V75H42ZM42 76H41V78H40V79H42L41 81H38V80H39V77H40V76H38V77H36V78L38 79V80L36 79V80L38 81V83H37V82H36V84L34 83V82L36 81L35 78L33 79V83H34L35 85H37V84H41V82H43V83H45V84H48V83H46V81L44 82L43 80L45 79V76H46V77H47V76L51 77V75H45V74H44V79H43ZM57 76L59 77V75H55V78H56ZM132 76H133V75H132ZM252 76H254V73H253ZM24 77H25V78H24ZM58 77H57V78H58ZM130 77H131V75H130ZM136 77H137V78H136ZM139 77H140V76H139ZM139 77H138V75H137V76H133V79L135 78L136 81H135V80H132V81H134V82L137 83V84L134 83V84L137 85V86H139V85H138V84H139L138 82H141L140 80L142 79V78L139 79ZM149 77H150V76H149ZM149 77H148V78H149ZM154 77H155V76H153L152 81H153L154 79H156V77H160V76H159V75H158V76L156 75V77H155V78H154ZM229 77H230V76H229ZM47 78H48V77H47ZM47 78H46V80H47ZM51 78L54 79L53 77H51ZM61 78H63V77L61 76ZM65 78H66V77H65ZM65 78H64V79H65ZM87 78H89V77H87ZM131 78H132V77H131ZM195 78H198V77H196V75H195V77H191V82H190V84H191V83L193 84L194 81H196V80H198V81L200 80V82H201V79L198 78V79L195 80ZM0 79H1V78H0ZM14 79H15V80H14ZM17 79H20L19 82L16 81ZM22 79H23V81H25V79H26V81L28 82V83L25 82V83H27L26 88L24 87L25 84L23 83ZM52 79H51V80H52ZM59 79H60V78H59ZM67 79H68V78H67ZM67 79H66V80H67ZM143 79H145V78H143ZM143 79H142V80H143ZM157 79H158V78H157ZM157 79L154 80V83H156ZM193 79H194V80H193ZM204 79H205V78H204ZM2 80L0 81L1 83H2ZM7 80H6V81H7ZM29 80H30V79H29ZM56 80H57V79H55L54 82H55ZM89 80H90V79H89ZM91 80H92V79H91ZM125 80H126V81H129V77H128V76H125ZM250 80H252V79H250ZM258 80H259V78H258ZM6 81L4 80V82H6ZM47 81L49 82L50 80H47ZM64 81H65V80H64ZM118 81H119V80H118ZM144 81H145V80H144ZM152 81L148 80V82H147V80H146V82H147L148 84H149V82H152ZM246 81H249V80L247 79ZM255 81H256V84H255V83H251V82H250V83H251L252 85H254V84H255V85H258V83H257L258 81H257L256 79H255ZM255 81H254V82H255ZM260 81H262V80L260 79ZM4 82H3V83H4ZM16 82H17V83H16ZM21 82H22V84H21ZM31 82H32V80H31ZM65 82H66V81H65ZM86 82H87V80H86ZM86 82H85V83H86ZM142 82H143V81H142ZM146 82H145V84H146ZM203 82H202V83H203ZM205 82H207V81H205ZM205 82H204V83H205ZM213 82H214V81H213ZM229 82H230V81H229ZM60 83H61V82H60ZM62 83H63V82H62ZM67 83H68V82H67ZM88 83H89V82H87L86 84H88ZM96 83H97V82H96ZM241 83H242V82H240V84H241ZM260 83H261V82H260ZM263 83H264V81H263L261 84H263ZM4 84H5V83H4ZM15 84H16V86H20V84H21L22 87H16ZM49 84H52V83H49ZM49 84H48V85H49ZM63 84H64V83H63ZM63 84H62L61 86H63ZM89 84H90V83H89ZM118 84H121V81H119V82L117 83V85H118ZM129 84H130V81H129ZM148 84H147V85H148ZM152 84H153V82H152ZM197 84L199 85V83H197ZM211 84L213 85V83H211ZM211 84H210V85H211ZM214 84H217V81L214 82ZM230 84H231V83H230ZM31 85H32V84H31ZM31 85L28 86L29 89H30V90L34 89V91H36L35 88H32L33 85H32V86H31ZM42 85H44V84H42ZM55 85H56V83H55ZM64 85H65V84H64ZM93 85H94V84H93ZM130 85H131V84H130ZM142 85H144V83H140V86H142ZM208 85H209V84H208ZM231 85H232V84H231ZM255 85H254V86H255ZM1 86H2V85H1ZM7 86H9V84H7ZM38 86H39V85H37V87H38ZM50 86H51V85H50ZM66 86H68V85H66ZM66 86H65V87H66ZM69 86H70V84H69ZM94 86H96V85H94ZM94 86H93V87H94ZM118 86H119V85H118ZM132 86H133V85H132ZM148 86H149V85H148ZM205 86H207V85H205ZM236 86H237V85H236ZM247 86H248V85H247ZM261 86H262V85H261ZM9 87H10V86H9ZM30 87H31V88H30ZM39 87H40V86H39ZM42 87H43V86L40 87V90L42 89ZM53 87H55V86L53 85ZM53 87H51V88H53ZM90 87H92V82H91V86H90ZM116 87H117V86H116ZM211 87H212V86H211ZM263 87H264V86H263ZM4 88H5V87H4ZM21 88H22V89H21ZM46 88H47V87H46ZM55 88H56V87H55ZM57 88H58V87H57ZM62 88H63V87H62ZM62 88H61V89H62ZM71 88H72V86H71L70 88H69V87H68V88L66 87V88H65L66 90H64V92L66 91V93H68V94H65L64 92H63V93L65 94V96H66V95H67V96H68V95H70V96L72 95L71 98H70L69 96L66 97V98H67V100H68V98H70L69 100H71V102H74L75 99H73V98L76 97V100H77V97H79V96L77 95L78 93H76V92L74 91L73 88H72V90H73V94H71V93H72ZM117 88H118V87H117ZM122 88H123V87H122ZM122 88H121V90H122ZM230 88H231V87H230ZM252 88H253V86L251 87V90H252ZM257 88H258V87H257ZM0 89H1V87H0ZM8 89H9V88H8ZM8 89H7V90H8ZM11 89H10V90H11ZM15 89H17V90L20 92L21 95H20V94L18 93V91L15 90ZM43 89H44V88H43ZM43 89H42V91H43ZM48 89H49V88H48ZM48 89H45V90L47 91ZM58 89H59V88H58ZM58 89H57V90H58ZM92 89H93V88H92ZM94 89L96 90V88H94ZM144 89H145V88H144ZM144 89H143V90H144ZM239 89H242V88H239ZM244 89H245V88H244ZM263 89H264V88H262V89H261V88H260V89L258 88V89H256V91H255V88H254V90H252V92H251V93H253V94H251V93H249L250 91L246 92V91H243V89H242V90H236V88H235V90H236L237 92L240 93V97H238V98H236L237 96L235 95V96H236L235 98H236L237 100L240 99V98H241V99L243 98L242 96H244V92H246L245 94L247 95V96H244V97H249L248 94H250V95L252 96V97H250V99H245V98H243V101H244L243 104L247 103L249 100H251V98L255 97L256 102H260V101L262 100V103H261L262 105H260V104H259V105H257V104H253V100H251V101H249L250 103L248 102V103H247L248 105L246 106V104L243 105V104L241 103V100H240L239 103H241V104H238V105H242V107L239 106V109L235 110V112H238V113H236V114H235L234 110H228V111L226 110V114H225L224 110L221 109V110L224 112V113H223V112H221V110H220V108H219L218 111H217V112H218L217 115L219 114V115H218V118H220L221 116H224V114H225V116H224L225 120L227 119L226 117H227L228 115H229V118L231 119L232 117L234 118V115H232L233 113H234L236 116H238V118L235 116V119H233L234 121H233V120L231 121V120L229 119L230 122H231L230 124L227 123V122H229V120H228V121H226V124H223V126H218L217 128H216V125H221V123H224L223 119H222V122H221V120H220V122H219L218 119H216L215 115H214V117H213V116H212L213 114H211V113H214L215 110H216L217 108L214 109V110H211V109L209 110V109H208L209 111H211V112H209V111H208V112L210 113V116H212V117H209L208 115H207V116L210 118V122H213V121H211V119H212V120H214V121H217L218 123H217V122H213V123L208 122V124H207V122L204 123V122H205V121H204V120H205V119H204V115H203V117H202V116L199 117V116L201 115V113H202V114L204 113L205 116H206V114H208V113H207V110L205 109V111H204V110L202 109V110L204 111V112H203V111H201V109H199V110L201 111V113H200V115L198 116L197 112H200V111L192 110V109H195V108H193L194 106H192V107H191V110H188L187 108H185L186 110H183V112L181 111L182 114H181L180 111L177 109V112L179 111L177 114L175 113V115L177 116V121H176V116H174L173 120H172V118H171V119H167L166 121L169 123V125H168V123H166V121H164L165 119H164L163 117H165V114H166L167 116H168V114H172V112L174 111V109H175L174 112H176V108H174V109H172V107H170L169 109L166 108V112L164 111L165 108H161V109H163V110H162L161 112H159L161 109H160V108H157V109L155 108L157 105H156V102L153 101L154 98H153V100H152V96H151L152 93L149 95V93L145 92V93L147 94L148 97L145 96L144 98H146V97L149 98V97H150V99H148V100L151 101V103L148 102V104H147V103H141L140 100H137V99L135 98V94H134L133 92H130L129 96L132 98V101H133V104H134V107H135V111H136V113L138 114L139 122H140V124L143 126V133H142V136H143V143H144L143 146H141V143H142L141 140H140V139H139V141H138V140H135L136 138L134 137V136L137 135V132H136V131H137V130H136V123H135V122H136V121H135V120H136V117L134 118V116H133L134 114H133V113H132V114L129 113L130 111H129L128 109H130L131 107H130V108H125V107H124V109H123V107H122V105H123V106H125V105H126V106H130V105H131V106H132L131 102L129 101V100H130L129 97L125 99V96H124V95H126V94H125L124 91L121 92V90H120V92H121L122 94H120V95L118 94L119 97L122 95V97H121V98H122V101L124 100L122 103H124V104L121 105L122 108H120V107H119V108H118V107L116 108V111H117L118 114L116 115L117 118L115 117V119H116L117 121H114L113 124H112V126L106 124V125H108V126H106V127H109V126L111 127V128H108V129H109V134H108V131L106 132V130H103V131H102V129H100L101 131L99 130V132H97V134H96V130H94L95 132L92 131V129L88 130V129L90 128V126H87V128H86V127H84V128L81 127V125H82V126H84V125L86 126V123L83 122L84 120H86V122L88 121V123L90 122V124L92 123V122H91L92 120H90V119L92 118L91 116H88V117H87V118H90V117H91L90 119H86V118H85V116H84V115H85V112H87L88 110H86V109L84 108L83 110H84V111L86 110V111H85V112L82 111V110H81V109L83 108L82 105L80 106L81 108L76 107V109L74 108V110H73V109H71V107L73 106L72 104H69V103L66 104V103H65L68 107L71 105L70 108L67 107V108H68V110H67L66 105H64V108H63L62 105H61V107H62L61 109H62V110H61V109H60V110H61V114L64 113V115H65V114H66V115L68 114V116H69L70 113H71V115H70L69 117L66 116V115H65V116H62L63 119H65V118L68 117L67 119H65V120H67V121H66V122H67L66 125H67L68 123L70 124L71 122H73V123H71L70 125L68 124L69 127H70L71 125H73V124H74V126H75V125H76V121L78 120V122H79V120H80V123H77V124H81V125H76L75 127H74V126H71V128H72V127L75 128V131H74L75 133H76V132L78 133V131H79L78 134H80V133H81V134L86 133V131L89 132L88 134H83V135L80 134L81 138H82L83 136H84L85 138H86V137L91 138V137L93 136L92 133L94 132V133H95V135H94L95 138L92 137V138H94V139H93L94 141H92V142L95 143L96 140H98V139L100 140V138H101L102 136L108 134V135H106V137L104 136V137H105L104 140H102V139L104 138V137H102V138H101L102 141H101V140H100V141L98 140V141L96 142V144H97L98 142L101 143V144L98 143L97 148H98L99 146H101V148L103 149L104 145L102 146V143H104L105 141L108 140V138H107V136H108V137H109V140H108V141L113 142L114 145L117 146V147H116L117 149L119 148V146H120L121 149H123L122 152H121V149H120V148L118 149V153H119V155H120V152H121V155H122V156H123V154L125 153L124 157L126 156V154H128V155L125 157L126 159L123 158L121 155L119 156L118 154H117V155H118L119 157H117L115 154H114V155H111L112 157L109 156V155L107 154L109 157H111V159H113V156H114V158H115V156H116V157H117V160H118V158H120L118 161L121 163V164H120V163H117V162H116V158H115V160H113V162L115 161L114 163H116V164H114V166L111 165V166H113V167H109V168H108V166H110V165L107 163V164H108V165L106 166V167L108 168L107 172L110 170V168H112V169H111L112 171H111V170H110V171H111L113 174H115V172H116V175H115V176H117V175H119L121 172H120V173H117V171L115 170L114 167H117V166H118V168H116V169L120 170V168H119L120 165H123V163H125V164H126V167L123 168V166H121V171H122V174H121V175L124 176L125 173H126V171H128L129 168H130V166H131V165H129V164L132 163L133 166H136V167L138 166V167L136 168V170L138 169V171H136L135 169L133 170L135 173H137V175H138V172L140 173L137 177H135L136 174H135L133 171L131 172V170H132L134 167H131L132 169L130 168V172H131V174H133L134 176H132V175H128V176L125 175L124 177H125V178H126V176L129 177L128 179L126 178L127 181L130 179V176L135 177L136 179H139V180H140L139 183H141L142 185H141V184H139V185L141 186V188H139V186H137V188L139 189V190H138V193L141 192L140 194L137 193V190H136L137 188L134 187V186H135V180L132 179V178H131V180L134 181V183H133L132 181H130V180H129L128 182H127V181H124V180H125L124 177H123L124 179L120 180V179L122 178L121 175L117 177V180L119 179L118 181H117V180H114L113 182L111 181L112 185H111V183H110V186L115 187V189L117 190V191L112 190L114 193H115V192H116V193L113 194V192H112L111 195H109V197H112V199H113V197H114L113 200L115 201V202H114V201L111 199V200H112V202H111V207L113 206V209H112V208H111V209L114 211V212L112 211V214H113L114 216H116V214H117V215H118V216H116L117 218L120 216V217H119V218H120L119 220L121 221V219L123 218V216H124V214H125L124 211H125V209L127 208L126 211H127V210H128V211L126 212L125 215H127V213L130 212V211L133 212V213L136 211L134 215H136V214H137V215H136V217H135L134 215H132L133 213H131V215H127V216H125V217H127V218L124 217V219H123V220H124V223L126 222L125 220H127L128 218H129L128 220H131V218L133 219V217H134V219H136V220H135V221H136V224H137V223L139 224V220H138V218H139L140 220H142L141 218H144L146 221H149V222H147V223L149 224L150 227H146V226H147V225H145L146 223H143V222H144V221H143L144 219H143L142 221H140L141 223H143L142 225H145V227H146V228H145V227L142 226L141 223H140V225L142 226V229H144V231L141 230V228H137V226L135 225V226H136V230H135V231H137L138 229H140V231H142V232L137 231L138 233H137V232L135 233L134 230H133V232H134L135 235L140 234V233L144 234V233H145V230H147V231H148V230L151 231L150 229L153 230V231H151V233H152V232H155V233H156V231H157L158 234H159V233H160V234H162V233L164 234V233L168 230V231L166 232V233H167L166 236H168V234L170 233L169 235H170L172 238H171V239H170V237H168V238L170 239L169 241H171V242H168V240H167L168 238H166L167 242H166V240L163 241V242L165 243V245L171 243V245H172L173 248H171V249L169 250L168 253H169L170 256H172V257H175V254H176V257H177V255H178V256H179V255L181 256V254H182V253L180 254L181 251H179V250H178V251H179L178 254H177V252H176L177 250L174 252V250L176 249V248L174 247V245L176 244V242L179 241L177 235L174 234V232H176V230L178 231V229H176V228H179V230L182 231V230L180 229V227H181L180 224H181L182 222H181V220H179V219H180V215H179L180 213H179L178 210H180V211H182V212L184 213V215H185V219H186L187 217L189 218V219H186V220H185L186 222H188V223H187L188 225H187V224L185 223V221H184L185 224L182 223V226H183V224H184V225H187V226H189V228L191 227L190 229L194 230L195 232H196V231H199L198 228H199L200 226H202V225H200L199 227H195V226L199 225L200 223H198V221H195V220H199V219H194V218H196V217H202V216H203V219H204V217H205V218L208 217V218H206V219L209 220V219L211 218V217L209 218V216H212V212H213V213L215 212V215L217 216V220H216V218H215L216 225L219 223V224H220L219 226H221V228H222L223 225H225V223H228V222H229V224H227V225H228V226H227V230L229 229V231H231V230L233 229V230L231 231L232 233H230V236H229V234H228L229 231H227L228 233H227V236L225 237V238L228 239V237H231V236H232V240H231L232 242H231V241H229V242L226 241V243H225L226 246H227V245L229 246L230 244H236L235 242H237V244H238V242L240 241V240H239V237L241 236V233L239 232L240 230L237 231V229H241V227H242V229L244 230V226H245V225L243 226V224H244L246 221L248 222V221L253 220V219H250L251 217H249L250 220H249V219L246 220V219L243 218V217H245L244 215H246V216H247V215L250 216L249 213H251V211L253 212V211L256 209V207L254 206V204H255L256 202H253L252 199L249 200L248 198H250V197H255V200L258 199V200H259V201H258L259 203H262V202L264 201V108H263V110H261V109H262L261 107H263V105H264V104H263V101H264L263 99H264V98H261V97H260V96L263 94V93L261 94V91H264ZM3 90H4V89H3ZM20 90H21V91H20ZM49 90H51V89H49ZM57 90H56V91H57ZM67 90H68V92H67ZM69 90H70V91H69ZM123 90H124V89H123ZM137 90H139V91H143V90H140V89H137ZM137 90L134 88V92H137ZM226 90H228V89H226ZM235 90H234V91H235ZM246 90H247V89H246ZM259 90H260V91H259ZM14 91H15V92H14ZM16 91H17V93H18L17 98H16V95H17V94H13V93H16ZM22 91H26V93H25V92L23 93ZM90 91H91V90H90ZM146 91H147V90H146ZM230 91H231V90H230ZM232 91H233V90H232ZM242 91H243V92H242ZM257 91H258V93H257ZM10 92H11V91H10ZM30 92H31V91H30ZM47 92H48V91H47ZM61 92H62V91H61ZM74 92H75V94H76L77 96L74 94ZM91 92H92V91H91ZM93 92H94V91H93ZM96 92H97V94H98V93L100 94L99 89H98V91H96ZM143 92H144V91H143ZM241 92H242L243 94H242ZM254 92L256 93V95L254 94ZM259 92H260V93H259ZM49 93H50V92H49ZM88 93H89V92H88ZM101 93H102V92H101ZM104 93H105V92L103 91V93L100 95V96H103V98L106 97V96L104 95ZM116 93H117V92H116ZM140 93H141V92H140ZM230 93H231V92H230ZM230 93H229V94H230ZM232 93H233V92H232ZM239 93H236V94L239 95ZM247 93H248V94H247ZM8 94H9V90H8ZM8 94H6V95H8ZM10 94H11V93H10ZM22 94H24V97L22 96ZM25 94H26V96H25ZM31 94H32V95H33V94L36 95V92H33V93H31ZM31 94H30V95H31ZM39 94H40V93H39ZM59 94H61V93H58V95H59ZM89 94H90V93H89ZM95 94H96V93H95ZM105 94H106V93H105ZM123 94H124V95H123ZM258 94H259V97H258ZM260 94H261V95H260ZM35 95H34V96H35ZM37 95H38V93H37ZM73 95H74V97H73ZM91 95H93V93H92ZM110 95H111V93H110ZM115 95H116V94H115ZM115 95H114V96H111L112 98L106 97V98H108L107 100H109V99H113L112 101H113L114 103H113V102L111 103V105L113 106V109H114V104H115V105L117 104V101H118V98H119V97H117V101H116V99H115ZM140 95H142V93H141ZM154 95H155V94L153 93V96H154ZM224 95H225V94H224ZM230 95H231V94H230ZM253 95H254V96H253ZM263 95H264V94H263ZM0 96H1V95H0ZM38 96H39V95H38ZM41 96H42V95H41ZM44 96H45V95H44ZM46 96H47V94H46ZM52 96H53V95H52ZM55 96H56V95H55ZM97 96L99 97V95H96V97H97ZM116 96H117V95H116ZM155 96H156V95H155ZM225 96H226V95H225ZM231 96H233V95H231ZM2 97H3V96H2ZM7 97H8V96H7ZM7 97H5L4 99H6ZM32 97H33V96H32ZM36 97H37V96H36ZM42 97H43V96H42ZM126 97H127V96H126ZM142 97H143V96H142ZM233 97H234V96H233ZM233 97H232V98H233ZM262 97H264V96H262ZM34 98H35V97H34ZM34 98L32 99L33 104H34V100H35V102H37V99H38V98H37V99H36V98L34 99ZM49 98H50V97H49ZM56 98H57V97H56ZM58 98H59V97H58ZM121 98H120V99H121ZM144 98H143V99H144ZM7 99H9V97H8ZM18 99H19V100H18ZM26 99H24V100H26ZM41 99H43V98H41ZM41 99H40V100H41ZM78 99L80 100V98H78ZM99 99H100V98H99ZM101 99H102V97H101ZM257 99H258V100H257ZM49 100H50V99H49ZM51 100H52V99H51ZM54 100H55V99H54ZM107 100H106V101H107ZM114 100H115L116 102H115ZM127 100H128V101H127ZM145 100H147V99H145ZM16 101H17V102L19 101V102L17 103ZM22 101H23V100H22ZM29 101H31V100H29ZM29 101H28V102H27V101H26V102H23L24 104L28 103V107H27L26 105H24V106H26L27 108H31V109H32V107H29V106H30V105H29ZM38 101H39V99H38ZM56 101H57V100H56ZM56 101H55V102H56ZM61 101H62V100H61ZM234 101H236V100H234ZM245 101H246V102H245ZM2 102H3V101H2ZM44 102H45V103H44ZM49 102H50V101H49ZM57 102H58V101H57ZM57 102H56V103H57ZM125 102H126V103H125ZM3 103H4V102H3ZM7 103H8V101H7L5 104H7ZM23 103H22V104H23ZM43 103H44V104H43ZM46 103H47V102H46V100L44 99L43 102H40L39 104H40V105L42 104V105L44 106ZM56 103H55V104H56ZM58 103L60 104V98H59V102H58ZM58 103H57V104H58ZM75 103H76V101H75ZM81 103H82V102H80V104H81ZM106 103H107V102H106ZM127 103H128V104H127ZM237 103H238V101H237ZM254 103H255V102H254ZM5 104H4L3 106H5ZM39 104L37 103V106H40ZM57 104H56V106L59 105V104H58V105H57ZM61 104H62V103H61ZM84 104H85V103H84ZM118 104H119V105H118ZM118 104H117V106H120L121 102L119 101ZM146 104H147V105H146ZM150 104H151V106H149ZM152 104H155V107H154ZM34 105H35V104H34ZM87 105H88V104H87ZM238 105H237V108H238ZM249 105H251V106H250V108L248 109L247 107H249ZM252 105H253V106H252ZM0 106H1V105H0ZM8 106H9V105H8ZM10 106H11V105H10ZM21 106H22V105H21ZM56 106H55V107H56ZM77 106H78V105H77ZM85 106H86V105H85ZM88 106H89V105H88ZM88 106H86V108H87ZM90 106H91V104H90ZM90 106H89V107H90ZM108 106H109V105H108ZM112 106H110V107H112ZM244 106H245V107H244ZM257 106L260 107V110H258V109L256 108ZM16 107L18 108L19 106L15 105V108L13 107V110H14V109L17 110ZM44 107H45V106H44ZM58 107H59V106H58ZM58 107H57V108H58ZM73 107H74V106H73ZM73 107H72V108H73ZM91 107H92V106H91ZM157 107H158V106H157ZM2 108H3V107H2ZM22 108H23V107H22ZM57 108H56V109H57ZM59 108H60V107H59ZM65 108H66V109H65ZM94 108H96V107L94 106ZM241 108H242V109H246V108H247V109H246V111L244 110V111L242 112ZM24 109H25V108H24ZM42 109H43V108H42ZM44 109H45V108H44ZM49 109H50V106H49ZM78 109H79L80 111H79ZM90 109H91V108H90ZM92 109H93V107H92ZM106 109H107V108H106ZM121 109H123L122 111H124V112H125V110L127 109V110H126L127 113H126V112L123 113V112L121 111L122 113L119 114ZM158 109H159V110H158ZM181 109H182V108H181ZM181 109H180V110H181ZM3 110H5V108H3ZM6 110L8 111L9 109H6ZM18 110L21 112V110H20L19 108H18ZM18 110H17V111H14V114H15V115L18 113ZM46 110H47V109H46ZM64 110H67V113H65L66 111L64 112ZM72 110H73V111H72ZM96 110H97V109H96ZM114 110H115V109H114ZM130 110H131V109H130ZM172 110H173V111H172ZM23 111H24V110H23ZM31 111H32V110H31ZM33 111H34V109H33ZM33 111H32V112H33ZM36 111H38V110L35 109L34 114L36 113ZM40 111H41V110H40ZM42 111H43V110H42ZM47 111H49V110H47ZM50 111H52V110H50ZM56 111H57V110H56ZM75 111H77L76 113H80L81 115H80V116H79V114L76 115V113H74ZM78 111H79V112H78ZM90 111H91V110H90ZM90 111H88V112H90ZM107 111H109V110L107 109ZM212 111H213V112H212ZM232 111H233V112H232ZM9 112H11V111H9ZM28 112H30V110H29ZM32 112H30V114L33 115ZM59 112H60V111H59ZM68 112H70V113H68ZM72 112L74 113V115H72ZM81 112H83V116H84V117L82 116V113H81ZM109 112H111V117H110V118H113V117L115 116V115H114V112H115V111H112V110H111V111H109ZM131 112H132V111H131ZM168 112H169V113H168ZM170 112H171V113H170ZM174 112H173V113H174ZM185 112L188 113V114H189V112H190V115L193 116L191 119H193V118L195 119V120L193 119V121H192V123H193L194 125H193L192 123H190V122H191V121H190L191 119L188 118V116H189L188 114H187V115H188V116H187V120H186V119H183V118L180 119V117H184L183 115H184ZM228 112H229V113L231 112V115H230ZM0 113H1V110H0ZM11 113H13V112H11ZM48 113H49V112H48ZM56 113H57V112H56ZM56 113H55V114H56ZM106 113H107V116H108L109 113H108V112H106ZM159 113H161L162 115H161V114L158 115ZM179 113H180L182 116H181ZM3 114H4V113H3ZM7 114H8V113H7ZM7 114H6V116H7ZM28 114H29V113H28ZM37 114H39V113L37 112ZM41 114H42V117H44L43 115H44L45 113L43 114V113L40 112V115H41ZM89 114H90V113H89ZM91 114H92V113H91ZM112 114H113V116H112ZM123 114H124V115L126 114V117L129 116L128 118L125 117L127 120H125L126 123H124V126L121 125L122 122H121V123H118V121L124 117ZM127 114H128V116H127ZM163 114H164V115H163ZM178 114L180 115V117H178ZM258 114H259V115H258ZM8 115H9V114H8ZM10 115H12V114H10ZM35 115H36V114H35ZM35 115H33V116H35ZM51 115H52V119H51V120L53 121V120H54V119H53V117H54V112H53V113L51 112ZM62 115H63V114H62ZM75 115H76V116H75ZM109 115H110V114H109ZM120 115H121V116H120ZM242 115H244V116H242ZM0 116H2V115H0ZM33 116H31V117H33ZM38 116H39V115H38ZM57 116H58V115H57ZM59 116H60V115H59ZM72 116H74V117H72ZM107 116H106V122H107V120H109V119H107ZM122 116H123V117H122ZM167 116H166V117H167ZM230 116H231V117H230ZM241 116H242V117H245V119L248 120V121H247V122H244L245 119L243 118L244 120H242V119H241ZM2 117H3V116H2ZM2 117L0 118V120H2ZM35 117H36V118H35ZM35 117H33L34 120L37 119V118L40 119V116L37 117V115H36ZM42 117H41L40 120H42ZM70 117H71V119H69ZM76 117H78L79 119H76ZM80 117H83L84 119L82 118V119H83V120H82ZM93 117H94V116H93ZM118 117H119V120H118ZM120 117H122V118H120ZM260 117H261V119H260ZM9 118H11V116H10ZM23 118H24V117H23ZM45 118L47 119V116H46ZM48 118H49V117H48ZM50 118H51V117H50ZM50 118H49V119H50ZM54 118H55V117H54ZM56 118H58V117H56ZM56 118H55V120H59V121H60L59 118H58V119H56ZM125 118H123V120H124ZM130 118H132L131 122H130V120H129ZM178 118L180 119V122H178ZM185 118H186V117H185ZM197 118H201V119L203 118L204 120H201V119H198V120H197ZM213 118H215V119H213ZM222 118H223V117H222ZM236 118H237V120H236ZM29 119H30V117H29ZM61 119H62V118H61ZM75 119H76V121H75ZM95 119H96V117H95ZM174 119H175V120H174ZM6 120H8V119H5V122H6ZM27 120H28V118L26 119V121H27ZM51 120H50V121H51ZM55 120H54V121H55ZM65 120H64V121H65ZM93 120H94V119H93ZM123 120H122V121H123ZM128 120H129L130 125L127 123ZM169 120H172L174 124H173L171 121H169ZM181 120H182V122L184 121V124L181 122ZM240 120H242V122H240ZM259 120H261V121H259ZM10 121H11V122H14L13 120H10ZM15 121H16V120H15ZM24 121H25V120H24ZM36 121H37V120H36ZM45 121H46V120H45ZM54 121H53V123L55 124ZM59 121H58V122H59ZM62 121H63V120H62ZM68 121H70V122H68ZM74 121H75V122H74ZM125 121H123V122H125ZM134 121H135V122H134ZM175 121H176V122H175ZM187 121H188V123H190L191 125H189V124L187 123ZM189 121H190V122H189ZM194 121H195V122H194ZM203 121H204V122H203ZM3 122H4V120H3ZM17 122H18V121H17ZM17 122H16V124H17ZM34 122H35V121H34ZM48 122H49V121H48ZM108 122H109V121H108ZM108 122H107V123H108ZM132 122H133V123H132ZM162 122H164V124H163ZM170 122H171V123H170ZM200 122L202 123L203 127H205L204 124L209 125V126H206V128H204V129L207 130V131L204 130V132H203V130H202L203 127H202V125H200ZM14 123H15V122H14ZM14 123H10V125H12V124H14ZM30 123H31V122H30ZM50 123H51V122H50ZM53 123H52V124H53ZM62 123H63V122H62ZM109 123L111 124L112 122L110 121ZM114 123H115V124H114ZM117 123H118L119 125H118ZM177 123H178V124L180 123V124H179L180 126H181V123H182V124H183V125H182V126H183V129H184V126H185V123H186V125H189V126L191 127V130H193V131H194L195 129H196V130H199V129L201 130V132H199L200 130H199V131H196V130H195L194 132H192V135H191L190 139L183 138L184 141H186V140L189 141L188 144H186L187 141L184 142V141L182 140V141H183L182 144L184 145V148H185L186 145L188 146V148H187V146H186L185 149L182 148V149H183V154H184V156H183V154H182V151H179V149H180L181 147H183V145H181V141H179V140H181V139H179V138H182V136H183V135H182V134H183L182 132H183L184 130L180 129V126H179V129H178V130H179V132H180V130H181V132H180L179 135H178V134H177L178 131L176 132V131L174 130V127H176ZM214 123H216V124H214ZM219 123H220V124H219ZM32 124H33V123H32ZM36 124H37V122H36ZM38 124H39V123H38ZM41 124H42V126H44V125H43V122H42ZM41 124H39V125H41ZM44 124H45V122H44ZM57 124H58V123H57ZM116 124L118 125V127H121V128L126 127V125L128 126L127 129L124 128L125 130H124V129L122 130L121 128H119V132L122 133L121 136H123V138H125V140H127V143H128V144L125 143V145H124V143L122 144V142H120L121 140H120V137L118 136L119 134L116 132L117 130H114V129H116V128H115V125H116ZM132 124H134L135 127H134ZM175 124H176V125H175ZM213 124H214V125H213ZM4 125H5V124H4ZM33 125H34V124H33ZM48 125H50V126L53 127V125H51V124H48ZM48 125H47V128H50V126L48 127ZM58 125H59V124H58ZM91 125L93 126V123H92ZM117 125H116V126H117ZM120 125H121V126H120ZM172 125H175V126L171 127ZM224 125H225V126H224ZM6 126H7V125H6ZM42 126H41V127H42ZM77 126L79 127V129L82 128L81 131H83V132H81V131L78 129ZM94 126H95V125H94ZM94 126H93L92 128H93V129H96V128H97V125H96V128H95ZM163 126H164V127H163ZM199 126H200V128H199ZM0 127L2 128V125H1ZM37 127L39 128L40 126H36V128H37ZM41 127H40V128H41ZM66 127H67V126H66ZM131 127H132V128H131ZM213 127H215L216 129H214V131L212 132L211 130H213ZM9 128H10V127H9ZM11 128H12V127H11ZM40 128H39V129H40ZM47 128H45V129H47ZM63 128H64V127H63ZM128 128H129V130H128ZM134 128H135V130H134ZM176 128H178V125H177ZM198 128H199V129H198ZM208 128H209V131H211V133L208 132ZM5 129H6V128H5ZM28 129H29V128H27V131H26V130H25V131L28 132ZM60 129H62V128H60ZM97 129H98V128H97ZM108 129H107V130H108ZM112 129H113V130H112ZM130 129H131V131H130ZM132 129H133V130H132ZM14 130L16 131V129L13 128L12 131H14ZM72 130H74V129H72ZM76 130H78V131H76ZM84 130H86V131L84 132ZM111 130H112L113 132H112ZM121 130H122L124 133H123ZM0 131H1V130H0ZM3 131H4V130H3ZM39 131H40V130H39ZM43 131H45V130H44V127H43ZM43 131H40V132L43 133ZM48 131H49V133H51L50 130H48ZM54 131H55V130H54ZM90 131H92L91 134H90ZM97 131H98V130H97ZM104 131L106 132V134H105ZM126 131H128V132H126ZM134 131H135V132H134ZM262 131H263V132H262ZM4 132H5V131H4ZM10 132H11V131H10ZM17 132H18V129H17ZM26 132H25V134H27ZM46 132H47V131H46ZM74 132H73V133H74ZM132 132H133V134H132ZM175 132H176V134L174 135ZM206 132H208V135L205 134ZM259 132H260V133H259ZM1 133H2V132H1ZM6 133H7V132H6ZM13 133H14V132H13ZM42 133H41V136L46 135L45 137H47V134H46V133H44L43 135H42ZM60 133H61V131H60ZM63 133H64V132H63ZM111 133H113V134H115V135L118 134V135H116L118 138H117L116 136H114L113 134L110 135ZM126 133H127V135H126ZM130 133H131L132 136L134 135L133 137L131 136V139H132V140L135 138L133 141H132L131 139H127V138H130V137H129V134H130ZM201 133L204 134V135H202ZM261 133H262V134H261ZM20 134H21V133H20ZM61 134H62V133H61ZM61 134H59V135H61ZM89 134H90V135H89ZM98 134L100 135V137H98V136H99ZM101 134H102V135H101ZM103 134H104V135H103ZM123 134H124V135H123ZM180 134H181V135H180ZM184 134H185V132H184ZM199 134H200V135H199ZM12 135H13V134H12ZM18 135H19V133H18ZM18 135L15 133V136H18ZM22 135H24V133H23ZM22 135H21V136H22ZM28 135H29V134H28ZM51 135H53V137H54V134H51ZM68 135H69V134H68ZM73 135H74V134H73ZM88 135H89L90 137H89ZM91 135H92V136H91ZM97 135H98V136H97ZM109 135H110V136H109ZM196 135H198V136H196ZM205 135H207V136H205ZM19 136H20V135H19ZM26 136H27V135H26ZM48 136L50 137V134H48ZM62 136H64V135H62ZM69 136H70V135H69ZM77 136H78V135H77ZM96 136H97V137H96ZM111 136H112V138L115 137L114 139H117V141H116V140H113V139L111 138ZM124 136H125V137H124ZM179 136H180V137H179ZM184 136H186V135H184ZM6 137H7V136H6ZM49 137H47V138H49ZM53 137H52V138H53ZM58 137H59V136H58ZM173 137H174V138H173ZM177 137H179V138H177ZM14 138H15V137H14ZM41 138H43V137H41ZM47 138H45V139H47ZM52 138H51V139H52ZM60 138H61V137H60ZM60 138H58V139H60ZM74 138H76V136H75ZM79 138H80V137H79ZM106 138H107V140H106ZM176 138H177V139H176ZM10 139H11V138H9V141H8V139H7V141L9 142L8 144H10ZM67 139H68V138H67ZM69 139H70V137H69ZM76 139H77V138H76ZM76 139H74V140L76 141ZM110 139H111V140H110ZM11 140L13 141V139H11ZM41 140H42V139H41ZM47 140H48V139H47ZM72 140H73V139H72ZM72 140L70 139V141H72ZM89 140H90V139H89ZM89 140H88V141H89ZM91 140H92V139H91ZM118 140H119V141H118ZM130 140H131V142H130ZM7 141H6V142H7ZM51 141L54 142L53 139L50 140V142H51ZM55 141H56V140H55ZM75 141H74V143H75ZM103 141H104V142H103ZM108 141L105 142V143H109L108 145H111V147H112V144H113V143L110 144V142H108ZM122 141H123V140H122ZM136 141H138L137 143H139L138 146L136 145ZM0 142H1V141H0ZM13 142H14V141H13ZM13 142L11 143V145L14 144V146H16V145H15L16 141H15V143H13ZM40 142H41V141H40ZM42 142H44V141L42 140ZM48 142H49V140H48ZM57 142H58V141H57ZM59 142H60V141H59ZM68 142H69V140H68ZM76 142H77V141H76ZM78 142H80V143H79V144H76V143H75L76 145H74V147L79 149V147H77V146L81 145V142H82V141L79 140ZM78 142H77V143H78ZM89 142H90V141H89ZM115 142H116V143H119V145H117ZM132 142H133V143L135 142L136 148L134 147L135 145H132ZM46 143H47V141H46ZM55 143H56V142H55ZM71 143H72V142H71ZM87 143H88V142H87ZM129 143H131V144H130L131 147L133 146L131 149H130V146H127V145H129ZM179 143H180V147L178 148L177 146H179V145H178ZM120 144H122V145H120ZM126 144H127V145H126ZM173 144H174V145H173ZM41 145H42V144H41ZM41 145H39V146H41ZM56 145H58V144H56ZM60 145H61V142L59 143L58 146L60 147ZM68 145H69V144H68ZM68 145H67V148L70 146V145H69V146H68ZM71 145H72V144H71ZM93 145H94V144H93ZM123 145H124V147H123ZM172 145H173V146H172ZM175 145H176V147H175ZM189 145H190V146H189ZM191 145H194V148H192ZM196 145H200V146H196ZM202 145H205V146H203V148L206 147V145H208V147L211 149V151H210L211 154H212V152H213V153L215 152V157L213 156V154H212V156H213L214 158L218 157V159H214L212 156L209 155V150H210V149H209L208 147H207V148H208V152H206V153L202 151L200 154L195 155V156H194V153L191 154L192 151H193V152H198L199 149L202 150V147H201ZM212 145H213V146H212ZM5 146H6V145H5ZM5 146H4V148H5ZM42 146H43V145H42ZM61 146H62V145H61ZM126 146H127V147H126ZM210 146H211V147H214V146H215V147L213 148L214 150H212V148H211ZM16 147H17V146H16ZM47 147H48V145H47ZM47 147H46V148H47ZM71 147H72V146H71ZM74 147H73V148H74ZM122 147H123V148H122ZM144 147H145V148L148 147V149H149V155L151 156L152 160L154 161V164H155V170H157V171L154 170L155 173L159 172V173H157V174L153 173V175L156 177V178H155V177L153 176V178H155V179H153V180H154V185H155V183L157 184V182H158V184H159L160 181H161L160 177H159V176L157 177L158 174H160V175H162L163 177L166 178L167 181L164 180L165 178H163V177L161 176V178H162V180H163V181H161V182H163V184H164V181H166L168 184L171 183V184H169V186H167L166 182H165L164 186H163V184L160 183L159 185H160V186L162 185V188H163V189H161V187H160V189L158 190V189L156 188V186H155V187H152V188H151V191L149 190L151 193H148L149 191L147 190V189H150V187H151V185H152V184L150 185V183H152V182H151L150 175H149V173H151V172H149V168L147 169V172H146V169H145V168H146V166H148V165L144 166L147 162H148V163L150 162V163H149V166H150V164H151V159H149L148 157H146V155H147L148 153H147V150H146ZM190 147H191L193 150H192ZM199 147H201V148H199ZM8 148H9V147H8ZM8 148L6 147L7 150H8ZM17 148H18V147H17ZM49 148H50V147H49ZM61 148H62V147H60V149H61ZM64 148H66V147H64ZM80 148L82 149V148H84V147H81V146H80ZM97 148L95 149V151H96V150L98 151L99 148H98V149H97ZM101 148H100V149H101ZM104 148H105V147H104ZM116 148H115V150L117 151ZM143 148H144V149H143ZM175 148H176V149H175ZM177 148H178V149H177ZM195 148H198V149H195ZM207 148H204V151H205V149L207 150ZM20 149H22V148H20ZM50 149H51V148H50ZM57 149H58V148H57ZM57 149H56V150H57ZM70 149H71V148H70ZM81 149H79V152H80V153H82L81 151L84 150V149H82V150H81ZM100 149H99V150H100ZM102 149H101V151H103ZM105 149H107V150L109 151V148H105ZM135 149H136V152H137L138 150L140 151L141 154H140L139 151H138L139 156L136 155V154H138V153L134 152ZM137 149H138V150H137ZM142 149H143V150H142ZM163 149H164V150H163ZM172 149L174 150V152L172 151ZM189 149H190V151H189ZM24 150H25V149H24ZM61 150H62V149H61ZM61 150L58 149V152L60 151V155L58 154L59 156H61V154H62L63 156H65V157L68 156V155H64L65 152L62 153ZM63 150H64V149H63ZM68 150H69V149H68ZM80 150H81V151H80ZM113 150H114V149L111 148L109 152H112ZM115 150H114V151H115ZM130 150L132 151L131 153H133L134 155L131 154V153L129 152ZM168 150H169V151H168ZM176 150H177V151H176ZM180 150H181V149H180ZM186 150H187L186 154L188 155V153H189L188 157H190L192 160L195 158V159H194L195 161L193 160L194 162L190 161V160H191L190 158H188V159H187V157L185 158V159H187V162L190 161V162H189L190 165H191V162H192V166H191V167H193V165H194V167H193L192 169L189 170V171L193 170V171H191L192 173H189V176H190V177L187 175L188 172H189V171H187V170H188L189 168H191V167H188V166H189V165H188L189 163H187V165H185V162H184V160H183V159H184L183 157L186 156V154L184 153V151H186ZM191 150H192V151H191ZM200 150H199V152H200ZM215 150H217V151H215ZM54 151H55V150H54ZM64 151H65V150H64ZM72 151H74V149H73ZM104 151H105V150H104ZM108 151H106V153H107ZM119 151H120V152H119ZM125 151H126V152H125ZM178 151H179V152H178ZM9 152H10V151H9ZM37 152H38V151H37ZM52 152H53V151H51V153H52ZM55 152H56V151H55ZM55 152H54V155H53V156L56 155ZM75 152H76V155H77V149L75 150ZM85 152H86V151H85ZM109 152H108V153H109ZM128 152H129V153H128ZM168 152H169V153H168ZM176 152H177V154L180 153L181 155H177ZM217 152H218V153H217ZM27 153L29 154L28 156H30V155L32 154V153H29V152H27ZM27 153H25V154H27ZM70 153L72 154V152H70ZM73 153H74V152H73ZM80 153H79V154H80ZM102 153H103V152H102ZM102 153H101V155H102ZM106 153H104V154H106ZM113 153H114V152H113ZM113 153H111V154H113ZM115 153H116V152H115ZM6 154H10V153H7V152H6ZM14 154H15V153H14ZM35 154H36V153H35ZM82 154H83V153H82ZM109 154H110V153H109ZM130 154H131V155H130ZM144 154H145V157H144ZM217 154H218V156H217ZM12 155H13V153H12ZM72 155H73V154H72ZM72 155H71V156H72ZM173 155H176V157L179 156V159L182 160V161L179 160L180 162H182L181 167H179V166H180L179 164H176V163H180L179 161L176 162V163L174 162V161H177L176 159H178V158L174 157ZM207 155H208V156H207ZM7 156L10 157L9 155H7ZM13 156H14V155H13ZM19 156H20V155H19ZM59 156H58V159H60ZM81 156H82V155H81ZM86 156H87V155H86ZM103 156H104V155H103ZM129 156H130V157H129ZM132 156H133V157H132ZM135 156H136L137 158H136ZM142 156H143V157H142ZM171 156H172V157H171ZM180 156H181L182 159L180 158ZM192 156H193L194 158H193ZM200 156H203V157H200ZM204 156H206V157H204ZM8 157H6V158L9 159ZM11 157H12V156H11ZM15 157H16V156H15ZM22 157H23V156H22ZM33 157H34V156H33ZM35 157H36V156H35ZM35 157H34V158H35ZM56 157H57V155H56ZM61 157H62V156H61ZM73 157H74V156H73ZM78 157H79V156L77 155V158H78ZM140 157H141L142 159H141ZM169 157H170V158H169ZM173 157L175 158V160L173 159ZM199 157H200L201 159L203 158V159L206 160V161H207V160L212 161V158H213V163H212L211 165L208 163L209 161H207V164H206V162H205L204 164H205L206 167H207V166H210L211 168H213V169H211L212 171L208 169V173H210V172H211L212 174L214 173V174H215V175L213 174L214 176L211 175V178L209 177V174L207 173V169H206V167H204V165H202V166H203L206 170L203 169L202 166H201L202 169L200 170L199 163H198V164L195 163V162H198V161H196V160H200ZM34 158H33V159H34ZM36 158H37V157H36ZM51 158H52V156H51ZM84 158H88V157H84ZM121 158H123V161H122V162H121V160H122ZM127 158H128V159H127ZM139 158L142 160L143 163L140 162L141 160H139ZM145 158H146V159H145ZM171 158H172V159H171ZM196 158H198V159H196ZM205 158H206V159H205ZM13 159H14V158H13ZM13 159H12V160H13ZM38 159H39V158H38ZM46 159H47V157H46ZM68 159H69V157H68ZM73 159H74V158H73ZM73 159H69V160L72 161ZM79 159H80V158H79ZM81 159H83V158H81ZM104 159H105V158H104ZM124 159H125V160H124ZM131 159H132L133 161H134V160H135V161L138 160L139 162L136 161L137 163H135V162L133 163V161H132ZM147 159H148V160H147ZM9 160H11V159H9ZM27 160H29V159H27ZM27 160H26V161H27ZM42 160H43V159H42ZM76 160H77V159H76ZM105 160H106V159H105ZM126 160H127V162H126ZM143 160H144V161H143ZM145 160H146L147 162H145ZM204 160H200V161H201V164H203L202 161H204ZM214 160H217V161H214ZM7 161H8V160H7ZM45 161H46V160H45ZM58 161H59V160H58ZM60 161H61V160H60ZM71 161L69 162V164L72 165V162H71ZM110 161H111V160H110ZM185 161H186V160H185ZM8 162H9V161H8ZM8 162H6V163H8ZM21 162H22V161H21ZM73 162H74V161H73ZM105 162H106V161H105ZM128 162H130V163H128ZM144 162H145V164H144ZM9 163L11 164V162H9ZM23 163H25V162H22V164H23ZM33 163H34V162H33ZM75 163H76V161H75ZM86 163H87V162H86ZM89 163H90V162H89ZM92 163H93V162H92ZM139 163H142V165H143L144 168L142 167V165H141L140 167H142L143 170L145 169L144 171H143V170L139 171V170L141 169V168L139 167ZM194 163H195V164H194ZM29 164H30V163H29ZM118 164H119V165H118ZM134 164H136V165H134ZM183 164H184V165H183ZM208 164H209V165H208ZM4 165H5V164H4ZM11 165H12V164H11ZM13 165H14V164H13ZM25 165H26V164H25ZM115 165H116V166H115ZM127 165H129V166H127ZM176 165H178V168H177ZM196 165H198V167L195 168ZM69 166H70V165H69ZM89 166H90V165H89ZM93 166H96V168H97V165L94 164ZM185 166H187V167H185ZM26 167H27V166H26ZM26 167H25V168H26ZM28 167H29V166H28ZM70 167H71V166H70ZM8 168H9V167H8ZM14 168H15V167H14ZM65 168H66V166H65ZM67 168H68V166H67ZM67 168H66V170H67ZM72 168H73V167H72ZM78 168H79V167H78ZM81 168H83V167H81ZM96 168H95V169H96ZM98 168H99V167H98ZM98 168H97V169H98ZM102 168L104 169V167H101V171H103ZM113 168H114V169H113ZM126 168H128V169H126ZM182 168H184L183 170H185V168H187V170H185L184 172H183V170H182V172H181L180 169H182ZM194 168H195L196 171L194 170ZM15 169H16V168H15ZM31 169H32V168H31ZM95 169H94V171L97 172V173L93 172V170H92V171L90 172L91 177H93V176H92L93 174H91V173H94V175H95V174H98L99 172L101 173L100 168H99L98 170H97V169L95 170ZM122 169H125V170L123 171ZM198 169H199L200 172H202L203 170H205V173H206V175L208 176V182H209V181L211 182V179H213V178H215V181H216V179L219 180V182L216 181L217 183H216V182H215V183L220 185V187L218 186L219 190L222 191V192H221L222 194L219 195L220 197L218 196V192H220V191H217V192H216L217 188H216L215 186H214V189L216 188V189H215V192L217 193V195H216V193H215L214 191H212V193H211L212 195L210 194L211 196L209 195V193H206V194L204 195V199H205V200L208 199L209 202H210V199H209V198H211V199L213 200V198L215 197L214 195H216L217 198L215 197V199L213 200L214 202H212V201H211L212 203L210 202V203H211L210 205H212V206H211L212 209H211V208H210V209L206 208V207H210V206H209V202H208V200H206L207 202L205 201V204H203L204 206H206V205H208V206L202 208L203 206L201 205V202L203 203V199H202L203 194H202V197L199 195V194H200V193H199V188L202 187V190H203L202 193H205V192H211L210 189H211V187H212L213 185H210V189H209V187H208V185H207V187H208L207 190H206V188H205L206 185L202 186V185L204 184V182H201L202 185H200V184H201L200 181L205 180L207 177H205V179H203V178H204L203 175H205V174H200L199 171H198ZM9 170H10V169H9ZM24 170H25V169H24ZM69 170H71V168H69ZM80 170H82V169H80ZM90 170H91V169H90ZM104 170H105V169H104ZM150 170H151V166H150ZM178 170H179V171H178ZM21 171H23V170H21ZM21 171H20V172H21ZM26 171H28V170H26ZM88 171H89V170H88ZM114 171H115V172H114ZM11 172H12V171H11ZM13 172H15V171L13 170ZM18 172H19V171H18ZM18 172H17V174H18ZM30 172H31V171H30ZM123 172H124V173H123ZM148 172H149V173H148ZM179 172H181V173L179 174ZM186 172H187V173H186ZM3 173H4V172H3ZM15 173H16V172H15ZM15 173H14V174H15ZM22 173H23V172H22ZM22 173H19V174L22 175ZM24 173H26V172H24ZM31 173H32L31 175L33 176V172H31ZM78 173H79V171H78ZM80 173H81V171H80ZM83 173H84V172H83ZM100 173H99V174H100ZM128 173H129V171H128ZM193 173H194V175H193ZM195 173L200 174L201 177H199V175H198V174H195ZM202 173H204V172H202ZM211 173H210V174H211ZM99 174H98V176H99ZM102 174L104 175V171L102 172ZM105 174H107V173L105 172ZM141 174H143V175H141ZM144 174H145V175H144ZM181 174H183V175H181ZM185 174H186L188 177L184 178ZM191 174H192L193 176H192ZM3 175H4V174H3ZM20 175H19V177H20ZM23 175H24V174H23ZM23 175H22V176H23ZM82 175H83V174H82ZM90 175L88 174L89 177H90ZM147 175L149 176V178H148ZM196 175H198V176H196ZM206 175H205V176H206ZM28 176H30V175H28ZM84 176H85V175H84ZM98 176H95V177H98ZM108 176H109V174H107V176H106V175H105V176H101V175H100L99 177H102V178L106 177V178H107ZM140 176H142L143 178H140ZM145 176H147V178L150 180V181L148 180L149 185H147V184L145 185V182L142 183L143 180L145 179ZM179 176H181L182 178H180ZM12 177H14V176H12ZM30 177H31V176H30ZM81 177H83V176H81ZM111 177H112V175H111ZM111 177H110V179H111ZM138 177H139V178H138ZM191 177H192V179L194 180L193 183L195 182L196 184H195V183H194V184L192 183V181H191ZM194 177H198V178H195V179H198V180H199V178H200V179H202V180H199V181H198V180H195ZM202 177H203V178H202ZM217 177H218V178H217ZM9 178H10V177H9ZM25 178H26V177H25ZM87 178H88V177H87ZM108 178H109V177H108ZM158 178H159L160 180H158ZM168 178H170V179H168ZM188 178H189V179H188ZM23 179H24V177H23ZM26 179H27V178H26ZM26 179H24V180L27 182ZM95 179H96V178H95ZM104 179H105V178H104ZM104 179H103V180H104ZM110 179H107V180H110ZM113 179H116V178L113 177ZM113 179H112V180H113ZM181 179H182V181H183V180H184V181L181 182V181H180ZM185 179H186V180H185ZM187 179H188V180H187ZM209 179H210V180H209ZM4 180H5V179H4ZM88 180H91V179L88 178ZM103 180H102V182H103ZM155 180H157V182H156ZM170 180H171V181H170ZM172 180H173V181H172ZM178 180L180 181V183L182 184V186H183L184 188H181L180 186H178L179 184L177 185V183L179 182ZM189 180L191 181V182H190L191 185H190V183H188ZM22 181H23V180H22ZM25 181H24V182H25ZM85 181H86V180H85ZM85 181H84L83 187H84V185H86V186L88 185L87 187H88V189H89V184H87V183H86L87 181H86V182H85ZM105 181H106V180H104V182H105ZM119 181H120V182H119ZM122 181L125 183L126 186H127V185H130V186H131V185L133 184L131 190L134 189V193H137L138 195H140L141 198L137 200V196H138V195H137V196H136V195L134 196V194L130 193V191L127 192L126 189H128L129 187L127 186L128 188L126 187V189H125V186H124V185L122 186V183H123ZM176 181H177V182H176ZM206 181H207V180H206ZM239 181H240V183H239ZM15 182H16V181H15ZM15 182H14V183H15ZM92 182L94 183V180H92ZM104 182H103L102 184H105ZM107 182H108V181H107ZM129 182H130L131 184H129ZM146 182H147V180H146ZM172 182H175L176 184L174 183V185L177 186V189H176V186H173V187H175V190H174V191H173V190L171 191V189H170V188H172L171 185H173ZM184 182H187L186 184H188V185H190V186H188V185H186V184H183ZM210 182H209L208 184H210ZM21 183H22V182H21ZM88 183H89V182H88ZM108 183H109V182H108ZM116 183L120 184V185L122 186V189H121L120 186H119L120 188H119V187L117 188V187H116V186H117ZM124 183H123V184H124ZM99 184H101V182H100ZM113 184H115V185H113ZM205 184H207V182H205ZM212 184H213V183H212ZM244 184H245V185H244ZM94 185H95V184H94ZM137 185H138V184H137ZM185 185L188 186V187H186V190L189 189V190H187L188 192H186V190H185ZM242 185H244V186L242 187ZM100 186H101V185H100ZM108 186H109V185H108ZM144 186L146 187V189H145ZM192 186H194V187H192ZM196 186H198L199 188L196 187ZM200 186H201V187H200ZM0 187H1V185H0ZM17 187H18V186H17ZM19 187H20V186H19ZM87 187H86V188H87ZM93 187H94L95 189H98V188H96L95 186H93ZM93 187H92V188H93ZM103 187H104V185H103ZM133 187H134V188H133ZM164 187H165V188H166V187H167V188L169 187L168 189H169V191H171L172 194H171V193H169L168 195L166 194L167 196L165 195L166 192H165L164 194H162L161 191H162V190H165ZM178 187H180L181 190H180V188H178ZM189 187H190V188H189ZM191 187H192V188H191ZM195 187L198 188V192H195V194H194V193H192V191H193V190H196ZM203 187H204V188H203ZM245 187H247V189H246ZM110 188L112 189V187H109V190H110ZM143 188H144V189H143ZM154 188H155V189H154ZM167 188H166V189H167ZM194 188H195V189H194ZM119 189L121 190V191H120V192H121V193H120L121 200H124V201H121V200H120V196H119V193H118V192H119ZM142 189H143V191H141ZM152 189H153L154 191H152ZM172 189H174V188H172ZM182 189H183L184 191L179 193L178 190L182 191ZM204 189H205V190H204ZM214 189H211V190H214ZM236 189H237V190H236ZM243 189H244L245 191H244ZM93 190H94V189H93ZM106 190H108V188H107ZM124 190L127 192V193H126L127 196H128V195L131 196V194H132L133 197H131V199H130V198H128L129 196H128V197L125 196V193L122 192V191H124ZM135 190H136V191H135ZM145 190H147V191H145ZM156 190H157V191H156ZM208 190H209V191H208ZM101 191H102V190H101ZM144 191L147 192V193L145 194ZM158 191H159V192H158ZM175 191H177L178 194H182V195H184V196H183L184 198H185L186 195H187V198H185L186 201L184 200V198L181 197L182 195H181V196H180V195H176L177 193L175 194ZM204 191H205V192H204ZM246 191L248 192V194H247ZM94 192H96V193L99 192V189H98V191L96 190V191H94ZM110 192H111V190H110ZM110 192L108 191L109 194H110ZM143 192H144L145 195H144V197L142 198V196H143L142 193H143ZM157 192H158L159 194H158ZM185 192H186L187 194H184ZM189 192H191V194H189ZM105 193H106V192H105ZM129 193H130V194H129ZM154 193H156V194H154ZM234 193H235V194H234ZM236 193H237V194H236ZM149 194H153L154 196H153V195H149ZM161 194L163 195V197H164V195H165L164 199H163V197L161 196ZM170 194L173 195V197L178 198V199H180V197H181V199H183L186 203H187V201H188V203L190 204V205H189L188 203L186 204V208H187L188 211H184V210H186V209H184V208H182V207H181V209H180V207H179L180 205L174 204V198H173ZM188 194H189V196H188ZM192 194H193L194 196H198V197H194V198H192V197H193ZM213 194H214V195H213ZM15 195H16V193H15ZM98 195H100V194H98ZM98 195L96 194L97 197H98ZM105 195H106V194H105ZM113 195H114V196H113ZM122 195H123V197L125 196V199L122 197ZM141 195H142V196H141ZM148 195H149V198H148ZM155 195H156V197H155ZM157 195H158V197H157ZM174 195H175V196H174ZM249 195H251V196H249ZM252 195H253V196H252ZM91 196H92V194H91ZM91 196H90V197H91ZM115 196H116L117 198L119 197V199H118L119 201H117V198H116ZM150 196H153L154 199H150ZM159 196H160V198H159ZM177 196H179V197H177ZM223 196H224V197H223ZM246 196H249V197L247 198ZM92 197H93V196H92ZM103 197H104V196H103ZM105 197H106V196H105ZM134 197H136V198H134ZM146 197H147V198H146ZM161 197H162V199H161ZM188 197H190V198H188ZM199 197H201V199H202L201 202H200V207H201L202 209L199 208L198 200H196V199H198ZM205 197H206V198H205ZM207 197H209V198H207ZM212 197H213V198H212ZM221 197H222L221 201H218L219 203L216 202L217 204L214 205V204H215V201H217L218 198L220 199ZM259 197L262 198V199H261L262 201L260 200ZM100 198H101V197H100ZM126 198H127V199H126ZM132 198H133V200L136 199V200L134 201L135 203H137L138 201L140 202V203L138 202L137 205H139V204H140V205H141V204L143 205V206L141 207V208H142V212H144V213H145V212H146V213L148 212V214H147L148 217L146 216V213H145V215H144V213H142V212H140V211H139V213H138V211H137V207H134V206H133V209L131 208V202H133ZM138 198H139V197H138ZM151 198H152V197H151ZM165 198H166V199H165ZM167 198H168V199H167ZM171 198H172V199H171ZM191 198H192V199H191ZM105 199H106V198H105ZM129 199H130V200H129ZM144 199H145V200H144ZM146 199H147V200H146ZM155 199H156L157 202L155 201ZM157 199H158V200H157ZM169 199H170V200H169ZM187 199H189V200H187ZM194 199H195L196 204H195V202H193L192 205H191L190 200L194 201ZM247 199H248V200H247ZM95 200H96V197H95ZM101 200H102V199H101ZM125 200H127V201L129 200V203H130V207H129V208L127 207V203H125V202H126ZM131 200H132V201H131ZM142 200H144V203L146 204L147 207H149V209L146 208V207H144L145 205H144V203H142V202H143ZM153 200L156 202V203H155V204H157L156 206H155L154 202H153V204L151 203ZM165 200H166V201L169 200L168 203L170 202V204L172 205V206H171V205L169 204V205H170L169 207L172 208L173 211L175 210L174 212L164 209V207H167V206H165ZM171 200L173 201V203H172ZM183 200H179L180 203L183 202ZM14 201H15V200H14ZM14 201H13V202H14ZM56 201H58V200L56 199ZM86 201H87V199H86ZM97 201H98V200H97ZM106 201H108V200H106ZM109 201H110V200H109ZM116 201H117V202H116ZM130 201H131V202H130ZM141 201H142V202H141ZM145 201H146V202H145ZM148 201H149V202H148ZM150 201H151V202H150ZM199 201H200V198H199ZM248 201H249V203L246 204V202H248ZM15 202H16V201H15ZM98 202H99V201H98ZM113 202H114V204H113ZM120 202H122V203H120ZM6 203H7V202H6ZM57 203H58V202H57ZM57 203H55V204H57ZM94 203H95V201H94ZM100 203H101V205H102V202H101V201H100ZM104 203H105V202H104ZM117 203H118V204H117ZM123 203H125V204H123ZM148 203H149V204H148ZM150 203H151V205H150ZM160 203H161V204H160ZM162 203H163V204H162ZM180 203H179V204H180ZM238 203H239V204H240V203H243L244 209L247 210V211H246V210H245V211H246L248 214H245V211L243 210V208L240 207V205H239ZM250 203H251V205H252L253 207L250 205ZM253 203H254V204H253ZM95 204H96V205H95ZM95 204H94L93 206H97V204H99V203H95ZM112 204H113V205H112ZM158 204H159L160 206H158ZM173 204H174V206H173ZM183 204H184V202H183ZM183 204H181V206H184V205H185V204H184V205H183ZM194 204H195V205H194ZM236 204L239 205V206H237ZM62 205H63V204H62ZM62 205H61V206H62ZM116 205H117V206L119 205V207H120L121 205H123L124 207L121 206V209H117V210H116V208L114 209V206L116 207ZM125 205H126V206H125ZM132 205H133V204H132ZM153 205H154V206H153ZM176 205H177L178 208L176 207ZM187 205H188V206H187ZM257 205H258V204L256 203V206H257ZM263 205H264V203H263ZM263 205H262V207H263ZM2 206H3V205H2ZM2 206H1V207H2ZM57 206H58V204H57ZM61 206H60V207H61ZM105 206H106V204H105ZM150 206H151V207H150ZM162 206H164V207H162ZM189 206H190V207H189ZM192 206H195L196 208H195V207H192ZM215 206H216V208H220V215H219V213H218L219 209H216V211H215V208H214ZM241 206H242V205H241ZM64 207H65V205H64ZM84 207H85V206H84ZM84 207H83V205H82V206H80L79 208H84ZM100 207H101V206H100ZM119 207H118V208H119ZM138 207H139V206H138ZM153 207L155 208V211H154ZM169 207H168V208H169ZM173 207H174V208H173ZM175 207H176V209H175ZM184 207H185V206H184ZM188 207H189V208H188ZM191 207H192V208H191ZM231 207H232V209H231ZM239 207H240V211H241V209L243 210V212H241V213L244 214V215H242V214L240 213V215H239V217H241V215L243 216V217H241V219H242L241 221H240V218L238 217V214H236V216H237L238 219H239V220H238V222H239L238 224H239V225L241 224L240 228L238 227L239 225L237 224V221H236L237 218H236V216H235V217L233 216V214H234L237 210H238V211H237L236 213L240 212V211H239ZM250 207H252V208L250 209L251 211L248 210ZM259 207H260V205H259ZM2 208H4V206H3ZM2 208H1V209H2ZM7 208H10V205H8ZM7 208H6V209H7ZM54 208H55V207H54ZM79 208H78V209H79ZM96 208H99V207L97 206ZM96 208H95V210H96ZM107 208H108V206H107ZM123 208H124V209H123ZM135 208H136V210H134ZM150 208H151V209H150ZM156 208H158V209L156 210ZM190 208H191L192 210H190ZM193 208H194V209H193ZM233 208H237V209H236V210L234 209V210H235V211H234ZM6 209L4 208V210H6ZM56 209H57V208H56ZM60 209H61V208H60ZM60 209H59V210H60ZM85 209H86V208H85ZM122 209H123V211H122ZM129 209H130V211H129ZM138 209L140 210V208H138ZM145 209H146V210H145ZM152 209H153V210H152ZM159 209H160V210L162 209L163 212H164V210H166L165 214H164V213H162V214H164V216H166V219H167V217H168V219L165 220V222H163V223L161 222V221H162V220H161V219H162L161 217H164V216H162V214H161V217H159L160 219H158V217H157V216H160V214H159V213H160V210H159ZM183 209H184V210H183ZM195 209H196V211H199V210H200V212H202V211H203V212H202L201 214H200L199 212H194ZM204 209H205V210H204ZM207 209H208V210H207ZM230 209H231V210H230ZM253 209H254V210H253ZM8 210L11 211V209H8ZM63 210H64V208H63ZM65 210H66V209H65ZM95 210H94V212H95ZM97 210H99V209H97ZM97 210H96V212H99V211L101 212V209H100L99 211H97ZM107 210H108V209H107ZM132 210H133V211H132ZM143 210H144V211H143ZM148 210H149V211H148ZM150 210H151V211H150ZM189 210L191 211V213L193 212V214H192V215L190 214V215H191V216L194 215V217L188 216V213H186V212H189ZM201 210H202V211H201ZM217 210H218V211H217ZM232 210L234 211L233 213H231ZM263 210H264V207H263ZM18 211H20V210H18ZM54 211H55V210H54ZM77 211H78V210H77ZM102 211H103V210H102ZM119 211H121L122 213L119 212ZM153 211H154V214H155V215H152V216H151V215H150V212H151V214H153ZM162 211H161V212H162ZM168 211L170 212L169 214H170V216H171V219H173V220H172V221H173V224H172V223H169V222H170V218H169L170 216H169V214H166ZM207 211H209V212H207ZM210 211H211V212H210ZM221 211H222V212H221ZM261 211H262V210H261ZM4 212H5V211H4ZM12 212H13V211H12ZM64 212H65V211H64ZM78 212H81V211H78ZM82 212H83V210H82ZM96 212H95V216H93L94 218H95V217H98ZM116 212H117V213H116ZM118 212H119V213H118ZM123 212H124V213H123ZM176 212L179 213V214H177ZM182 212H181V213H182ZM205 212H206V213H205ZM229 212H230L232 215L227 214V213H229ZM263 212H264V211H263ZM263 212L260 213V208H259V212H258V213H260V214H259L260 217H258L257 219L255 218V219H256L255 223H256V225H257L258 227L261 228V230L263 231V234H264V216H263L264 213H263ZM60 213H61V212H60ZM85 213H86V211H85ZM101 213H103V212H101ZM109 213H110L109 216L112 217V216H111V211H110ZM140 213H141L142 215H140ZM156 213H158V214H156ZM174 213H175V214H174ZM189 213H190V212H189ZM194 213H195L197 216H196ZM207 213H209V214H207ZM210 213H211V214H210ZM223 213H226V215L231 216V220H232V221H229V218H230V217H229L228 220H227V216H226L225 214H223ZM255 213H256V211L254 212V216H255ZM8 214H9V213H8ZM62 214H63V213H61V215H62ZM80 214H81V213H80ZM86 214H87V213H86ZM103 214H104V213H103ZM120 214H122V217H121ZM128 214H130V213H128ZM172 214L174 215V218H173V215H172ZM206 214H207V215H206ZM217 214H218V215H217ZM261 214H263V215L261 216ZM2 215H3V214H2ZM9 215H10V214H9ZM61 215H60V216H61ZM63 215H64V214H63ZM98 215H99V213H98ZM101 215H102V214H101ZM156 215H157V216H156ZM167 215H168V216H167ZM204 215H205V216H204ZM208 215H209V216H208ZM221 215H223L224 217L222 216V218H221V217H220ZM234 215H235V214H234ZM251 215H253V214H251ZM256 215H257V214H256ZM56 216H57V215H56ZM104 216H105V215H104ZM130 216H131V217H130ZM137 216H143V217H137ZM145 216H146L147 218H145ZM149 216H151V217H149ZM154 216H156V217H154ZM178 216H179V218H178ZM186 216H187V217H186ZM225 216H226V217H225ZM248 216H247V217H248ZM0 217H1V216H0ZM9 217H11V215H10ZM57 217H58V216H57ZM110 217H109V218H110ZM152 217H153V218H152ZM175 217H176V220H177V218H178V222L174 220ZM212 217H215L214 214H213ZM218 217H220L221 220H220V219L218 220ZM233 217H234V218H233ZM247 217H245V218H247ZM256 217H257V216H256ZM12 218H13V217H12ZM82 218H84V216H83V217H80V218L77 217V219H80V223H82V222H81V219H82ZM113 218H115V217H113ZM190 218H191V219H190ZM235 218H236V220H234ZM252 218H254V217H252ZM1 219H2V218H1ZM47 219H48V218H47ZM51 219H52V218H51ZM89 219H90V218H89ZM91 219H93V218H92V215H91ZM97 219H98V218H97ZM102 219H103V218H102ZM111 219H112V218H111ZM151 219H155V220H151ZM193 219H194V221H193ZM206 219H205V220H206ZM213 219H214V218H213ZM12 220H14V219H12ZM53 220H54V217H53ZM82 220H85V218L82 219ZM93 220H94V219H93ZM93 220H92V221H93ZM113 220H114V219H112L111 221H113ZM117 220H118V219H117ZM128 220H127V221H128ZM156 220H157V221H156ZM158 220H159V222H158ZM188 220H189V221H188ZM190 220L193 222V223H191L192 225H194L193 228H192V225H191V224L189 225ZM208 220H206V221L203 220V221L205 222V224H206L205 226H203V227L206 228V229H205L206 232H208V231L210 232V230H212L213 228L215 229V227H213V224H214V223H213V221H211L212 219H210V221H208ZM233 220H234V222H235V221H236V222L234 223ZM245 220H246V221H245ZM9 221L12 222L11 220H9ZM85 221H86V220H85ZM97 221H99V220H97ZM132 221H133V220H132ZM135 221H134V222H135ZM150 221H151V222H150ZM153 221H154V222H153ZM172 221H171V222H172ZM179 221H180L181 223H180ZM1 222H2V221H1ZM13 222H15V221H13ZM60 222H61V223H60V225H59V223L57 222L58 224H56V221H55L56 226L58 225L57 227H59V226L61 227V224L63 225V223H62L63 221H60ZM78 222H79V221H78ZM160 222H161V224H160ZM174 222L176 223V225L174 224ZM194 222H195V223H194ZM199 222H200V220H199ZM201 222H202V220H201ZM206 222H209V223L211 222L212 225L209 226V224L206 223ZM241 222H243V223H241ZM65 223H66V222H64V224H65ZM86 223H87V222H86ZM86 223L83 222L84 225H85ZM100 223H101V222H100ZM100 223L96 222V224H95V222H94V224H93L94 226L91 225V228H93V229H94V228L96 229V228L99 227V226H100V227H103V229H104V230H103V229L101 228V229L94 230L95 232H94L93 230H91L95 235H96V232H97V231H100V230H101V231H100L101 233H102V232H105V229H108V227H110L112 231H111V233H110V232H109L110 229H108L105 233H110V234H112V233H113V229H114V231H115V229H116V227H117V226H116V227H113V228H112V226H114V223H112V226L109 225V226H107V227H106V225H108V224L103 225V223H102V226H101ZM118 223H119V222H118ZM129 223H130V225H132V223H131L130 221H129ZM150 223H151V225L154 224V225H153L154 227L152 226V228H151ZM155 223L157 224V227H156V224H155ZM14 224H15V223H14ZM83 224H82V225H83ZM110 224H111V223H110ZM134 224H135V223H134ZM159 224H160L161 226H164L163 229L166 230V231H163V230L161 231V229H160V225H159ZM169 224H170V226H172V227L169 228V227H168ZM232 224L234 225V228H235V229L232 227V226H233ZM235 224H236V225H235ZM3 225H4V224H3ZM3 225H2V226H3ZM65 225H68V224H65ZM65 225H64V227H67V226H65ZM96 225H99V226H96ZM120 225H121V223H120ZM122 225H123V224H122ZM140 225H138V226H140ZM177 225H178V226L180 225V226L178 227ZM203 225H204V223H203ZM216 225H214V226H216ZM247 225H248V224H247ZM2 226L0 225V227H2ZM16 226H17V225H16ZM85 226H86V225H85ZM85 226H84V227H85ZM118 226H119V225H118ZM123 226H125V224H124ZM126 226H127V225H126ZM132 226H133V225H132ZM135 226H134V227H135ZM166 226H167V227H166ZM174 226H175L176 228H175ZM217 226H218V225H217ZM219 226H218L217 230H219ZM236 226H237L238 228H236ZM18 227H20V226H18ZM87 227H88L89 229H91V228H90V225L87 226ZM119 227H120V226H119ZM158 227H159V228H158ZM165 227H166L167 229H166ZM207 227H208V228H207ZM209 227H210V229H209ZM230 227H232V228H230ZM258 227H255V228H257V230L255 229L256 232L259 230ZM3 228H4V226H3ZM82 228H83V226H82ZM149 228H150V229H149ZM161 228H162V227H161ZM168 228H169V229H168ZM181 228H182V227H181ZM194 228H195V229H194ZM221 228H220V229H221ZM246 228H247V227H246ZM1 229H2V228H1ZM14 229H15V228H14ZM14 229H13V230H14ZM61 229H62V230L64 229L63 226H62V228H60V230H61ZM124 229H125V227H124ZM134 229H135V228H134ZM156 229H157V230H156ZM158 229H159V230H158ZM170 229H171V230H170ZM175 229H176V230H175ZM207 229H209V230L207 231ZM214 229L212 230L211 233L208 232V233L205 234V235H207V234L210 235V234H211L210 236H209V235L207 236V239L209 238L208 240H212V241H214V240L217 238L216 235H218L219 233L217 234V230H216V232H215ZM230 229H231V230H230ZM242 229H241V230H242ZM69 230H70V229H69ZM69 230H68L67 232H65V233H67L69 236H71L72 234H70ZM129 230H130V229H129ZM154 230H155V231H154ZM172 230H173V231H172ZM234 230L236 231V233H240V236L237 235V236H238V238H237L238 241H237V239H234V237L236 236ZM250 230H251V229L246 230V231H248V232H246V231L244 230V231H245V232H244V233H245L244 235H245L246 237H247L246 234L249 233V234H248V236H249L248 238H250V236H251L250 233H252V231H255V230H251V231H250ZM261 230H260V231H261ZM1 231H2V230H1ZM14 231L16 232V230H14ZM63 231H64V230H63ZM122 231H123V230H122ZM170 231L173 232L174 236L171 235V232H170ZM200 231H201V230H200ZM202 231H203V230H202ZM219 231H220V230H219ZM249 231H250V232H249ZM262 231H261V232H262ZM87 232H88V231H87ZM120 232H121V231H120ZM139 232H140V233H139ZM143 232H144V233H143ZM161 232H162V233H161ZM184 232H185V231H184ZM214 232H215V233H214ZM261 232H260V234H261ZM12 233H13V232H12ZM101 233H100V234H101ZM157 233H156V235H157ZM190 233H191V232H190ZM196 233H198V232H196ZM199 233H200V232H199ZM212 233H214V234L212 235ZM222 233H223V232H221V234H222ZM22 234H23V233H22ZM97 234H99V232H97ZM142 234H140V235H142ZM182 234H183V232H181V235H182ZM234 234H235V236H233ZM253 234H254V233H252L251 239H255V241L259 240V241L262 243L261 240H262V238H263L264 236H261V235H262V234H261V235H260V236L262 237V238H261L260 236H257V235H256L255 237H258L257 240H256V238H252V237H254V235H255V234H254V235H253ZM108 235H109V234H108ZM140 235L137 236V237H138V238H142V237H140ZM145 235H146V237H147L148 235H150V233L147 232V233L144 234V237H143V238H145V239H143L144 241L147 240L146 237H145ZM156 235H155V236H156ZM175 235H176V236H175ZM188 235H189V234H188ZM188 235L185 234V236H186V240L190 239L191 236L193 235L191 239H194L195 241L198 240L199 237L201 236L200 234H198V235H199V236H198V235H195L194 233H193V234L191 233L189 236H188ZM244 235H243V236H244ZM258 235H259V234H258ZM69 236H68V240H67V241H69L70 244L72 243V245H70V247H69V246H68L69 243L66 241V242L68 243V244L66 245V247L71 248V246L74 247L73 244H75V243H73V242H74V239H73V242H71V241H72V239H71L72 236L70 237L71 241L69 240ZM119 236H121V235H119ZM142 236H143V235H142ZM178 236H179V235H178ZM187 236H188V238H187ZM202 236H203V235H202ZM243 236H242V237H243ZM245 236H244V237H245ZM16 237H17V236H16ZM42 237H43V236H42ZM92 237H93V236H92ZM106 237H107V239H108L107 234H106ZM176 237H177V238H176ZM182 237H184V234L182 235ZM197 237H198V239H196ZM210 237H211L212 239H211ZM259 237H260V238H259ZM74 238H75V237H74ZM76 238H77V237H76ZM76 238H75V239H76ZM97 238H98V237H95V238L93 237L94 240L96 239V240H95L96 242H97V240H99V239H97ZM110 238H111V237H110ZM148 238H150V236H148ZM154 238H155V237H154ZM157 238H158V236H156L155 239H157ZM203 238H204V237H203ZM203 238L201 237V240H203ZM205 238H206V237H205ZM248 238H246V239H248ZM14 239H15V238H14ZM47 239H48V238H47ZM50 239H51V238H50ZM112 239H113V237H112ZM114 239H116V237H114ZM126 239H128V238H126ZM161 239H162V238H161ZM242 239H244V238H242ZM263 239H264V238H263ZM8 240H9V239H8ZM8 240H7V241H8ZM20 240H22V239H20ZM43 240H44V239H43ZM117 240H118V239H116V241L114 240L115 243H117ZM141 240H142V239H141ZM150 240H151V238L149 239V241H148V240H147V241L150 242ZM159 240H160V239H158L157 241H159ZM163 240H164V239H163ZM175 240H176V241H175ZM199 240H200V239H199ZM222 240H224V239H222ZM233 240H234L235 242H233ZM13 241H14V240H13ZM45 241H46V240H45ZM45 241H44V242H45ZM48 241H49V240H48ZM51 241H52V240H51ZM51 241H50L49 243H51ZM110 241H111V240H110ZM124 241H126V240L124 239ZM127 241H128V240H127ZM127 241H126V242H127ZM129 241H130V240H129ZM147 241H145L144 243H147ZM153 241H154V239L152 238V242H153ZM155 241H156V240H155ZM160 241H162V240H160ZM160 241H159V242H160ZM189 241H190V240H189ZM189 241H188V242H189ZM203 241H204V240H203ZM203 241H202V243L205 242V241H204V242H203ZM206 241H207V240H206ZM212 241H210V243H212ZM245 241H246V244H248L249 246L252 245L251 243H254V242H253L254 240H252V241H251V240H245ZM248 241H249L250 243H247ZM259 241H257L258 243H255V244L252 245V246H255L254 249H256V250H255L256 252H254V250H252V251H253L252 253H254V256H252V257H256V258H257V256H256L257 254H256V253L258 252V251H257L258 248H256V247H257L258 245H260V244H259ZM263 241H264V240H263ZM46 242H47V241H46ZM52 242H53V241H52ZM55 242H56V241H55ZM96 242H95V243H96ZM111 242H113V241H111ZM130 242H131V241H130ZM130 242H129V243H130ZM152 242H151V243H152ZM159 242H158V243H159ZM174 242H175V243H174ZM191 242H192V241H190L189 244H191ZM196 242H200V241H196ZM227 242H228V244H227ZM4 243H5V241H4ZM4 243H3V244H4ZM6 243H7V242H6ZM6 243H5V244H6ZM32 243L35 244L34 242H32ZM95 243H94V244H95ZM113 243H114V242H113ZM113 243L109 244V243L107 242V244H108L107 246H108V249H109V250H110V247L112 246ZM115 243H114V244H115ZM129 243H128L126 246H128ZM140 243H141V242H140ZM142 243H143V242H142ZM144 243H143V244H144ZM154 243H155V242H153L152 244H154ZM158 243H157V245L159 246ZM166 243H167V244H166ZM173 243H174V244H173ZM205 243H206V242H205ZM207 243L209 244V242H207ZM243 243L245 244L244 240H241V242H239V246H240L241 244L243 245ZM41 244H42V243H41ZM41 244H40V245H41ZM52 244H53V243H52ZM76 244H77V243H76ZM89 244H90V243H89ZM102 244H103V243H102ZM114 244H113V245H114ZM148 244H149V243H148ZM160 244H161V243H160ZM189 244H187V247H186V244H185V246H181V247H183V249H186V248L188 249V250H185L183 253L188 252L189 255H192V256H193V257H192V256H189L188 254H187L188 256H186V255L184 254L185 257H186V258H184V259H187V258L190 257V258H191L190 260H191L192 262H193V261L195 262V263H194V262L192 263V262L188 259V261L191 262L192 264H196V263H198V261H199V260H198V261H195V256H196V259H198V256H199V257H200V260H201V257H202V259L205 258V259H203L204 261L206 260V258L210 260V258H209L210 256L207 257V254H208V255H211V254H209V252H210V251H213V250L215 249V248H214L215 246L213 247V246H211V244H210V246L206 245V247H203L204 249L201 247L203 250H205V251H203V252L206 254V257H205V256H204L205 254H203V253H202L203 255H202V254L200 255L201 252H199L198 249L195 250L196 247L200 248V247H199V246H200V245H199L200 243L195 244V243L192 242V244H191L192 246L190 245V246H191L190 248L193 247L192 249H194V250L196 251V252L193 251V253L191 252L192 249L189 250ZM237 244H236V245H237ZM246 244H245V246H246ZM256 244H257V245H256ZM30 245H31V243H30ZM40 245H39V247H38V246H36V244H35V247L37 248V250H39ZM110 245H111V246H110ZM124 245H125V244H124ZM146 245H147V244H146ZM155 245H156V244H154L153 246H155ZM165 245H164V246H165ZM193 245H194V246L196 245L195 248H194ZM198 245H199V246H198ZM212 245H213V243H212ZM248 245H247V246H248ZM11 246H12V247H11V250H14V249H12V248H13V245H11ZM14 246H15V245H14ZM25 246H26V245H25ZM28 246H29V245H28ZM42 246H43L42 248H44V244H43ZM78 246H79V244H78V245H75V249H76ZM86 246H87V245H86ZM109 246H110V247H109ZM115 246H116V245H114L113 247H115ZM144 246H145V245H144ZM158 246H156V247H158ZM162 246H163V245L159 246L160 248L158 247V249H156V247L153 248L152 250H154L155 252H154V251H152V252L157 253V254H160L159 256H162V258H163L164 254H162V252L164 253V251H163V250H164V248H163L164 246H163V247H162ZM223 246H224V245H223ZM230 246H231V245H230ZM245 246H244V247H245ZM261 246H262V247H260V249H262V248L264 247L263 244H262ZM52 247H54V246L52 245L51 248H52ZM87 247H89V245H88ZM103 247H104V246H103ZM161 247H162V248H161ZM166 247H167V246H166ZM166 247H165V248H166ZM210 247H212V248H210ZM233 247H234V246H233ZM233 247H232V248H233ZM240 247H241V246H240ZM240 247H239V248H240ZM16 248H17V247H16ZM16 248H15V250H16ZM21 248H22V247H21ZM36 248H34V246H33V249L36 250ZM54 248H55V247H54ZM54 248H53V249H54ZM69 248H68V249H69ZM78 248H79V247H78ZM78 248H77V249H78ZM111 248H112V247H111ZM138 248H140V247H138ZM167 248H168V247H167ZM205 248H207V249L210 248V249H212V250L208 249V252H207V249H205ZM223 248H224V247H223ZM232 248H230V249H232ZM8 249H9V248H8ZM8 249H7V252H8ZM77 249H76L75 253H78V252H79V253H78V256H79V254H80V249H81V252H83V253H84V252H87V248H86V251H85V249H84V251H82V250H83L82 248H79V250H77ZM90 249H92L91 246L89 247V251H88L89 253H90ZM103 249H104V248H103ZM112 249H113V248H112ZM141 249H142V248H141ZM155 249L157 250V252H156ZM230 249L228 250V252L231 251ZM233 249H234V248H233ZM263 249H264V248H263ZM40 250H42V249L40 248ZM43 250H44V249H43ZM66 250H67V249H66ZM92 250H93V249H92ZM109 250L106 249V251H107V254H106V255H108V258H109V252H110ZM159 250L161 251L160 253H159ZM180 250H182V248H180ZM223 250H224V249H223ZM9 251H10V250H9ZM44 251H45V250H44ZM44 251H43V253H45L44 255H47V254H46V253H47V250H46V252H44ZM103 251H104V250H103ZM108 251H109V252H108ZM111 251H112V250H111ZM136 251L138 252V249H137ZM182 251H183V250H182ZM197 251H198V252H197ZM201 251H202V250H201ZM234 251H235L234 253H236L237 250H234ZM10 252H11V251H10ZM10 252H8V254H9ZM13 252H14V251H13ZM64 252H65V255H67V254H66V251H64ZM64 252H63V253H64ZM112 252H113V251H112ZM190 252H191V254H190ZM194 252H195V253H194ZM213 252H214V251H213ZM263 252H264V250H263ZM4 253H5V252H4ZM11 253H12V252H11ZM11 253H10V256H11ZM40 253H41L42 256H44V255L42 254V252H40ZM48 253H50V250L48 251ZM52 253H53V252H52ZM75 253L70 252L71 255H74V256L76 255V257H74V259H75V258L78 259L77 254H75ZM83 253H82V255H83ZM98 253H99V252H98ZM140 253H141V252H140ZM237 253H238V251H237ZM252 253H250V254H252ZM12 254H13V253H12ZM17 254H18V253H17ZM53 254H54V253H53ZM101 254H102V253H101ZM101 254H100V255H101ZM142 254H143V253H142ZM161 254H162V255H161ZM193 254H196V255H193ZM198 254H199V255H198ZM225 254H226V253H225ZM255 254H256V255H255ZM93 255H94V254H93ZM95 255H96V254H95ZM114 255H115V254H113V257H114L113 259H114V260H113L112 258H111V260H112V261H115V259L118 260L117 258H115ZM229 255H232V256H233V258H234V261H233V262H235L236 264H237L238 261H242V260L245 261V260H246V257L248 256V255L245 254L246 257L244 256L245 258H243V257H242V256H243V253H242V256H240L242 260H238V261H237L236 258H235L237 255L235 256V255L231 254L230 252H229ZM252 255H253V254H252ZM5 256H6V255H5ZM12 256H13V255H12ZM80 256H81V255H80ZM80 256H79V257H80ZM96 256H97V255H96ZM153 256H154V255H153ZM180 256H179V257H180ZM225 256H226V255H225ZM234 256H235V257H234ZM7 257H8V256H7ZM17 257H18V256H17ZM17 257H16V258H17ZM39 257H40V256L36 257V259L38 258L37 260L34 258V260H31V261H33V263L35 262V264H37V263H38V260L40 261V258H41V257H40V258H39ZM66 257H67V256H66ZM68 257H69V255H68ZM167 257H168V256H167ZM179 257H178L177 259L180 260ZM183 257H184V256L182 255V257H181V258H182L181 263H182L183 260H184ZM248 257H250V256H248ZM252 257H251V258H252ZM258 257H259V256H258ZM262 257H263V256L261 255L259 258L261 259ZM0 258H1V257H0ZM8 258H12V257H8ZM47 258H48V257H47ZM69 258H71V257H69ZM69 258H66V259L68 260ZM94 258H96V257H94ZM156 258H157V257H155L154 259H156ZM168 258H169V257H168ZM251 258H249V259H247V260H251ZM259 258H257V259H259ZM263 258H264V257H263ZM2 259H5V258H2ZM13 259H14V258H13ZM42 259H43V258H41V260H42ZM44 259H45V258H44ZM49 259H50V257H49ZM53 259H54V258H53ZM77 259H76V261H77L76 263H79V264L82 263L81 260H83V262H87V260L85 261V260L82 259V258H81L80 262H78ZM79 259H80V258H79ZM154 259L151 260L152 262L149 261L150 263H149V262H147V263H149V264H155V263H156V264H157L158 262H157L156 260H154ZM192 259H194V260H192ZM224 259H225V258H224ZM226 259H228V258H226ZM238 259H239V257H238ZM257 259H254V260L257 261V262L254 261L255 264H256V263L259 264L258 261H263V259H261V260H257ZM9 260H10V259H9ZM35 260H36V261H35ZM46 260H47V259H45V263H46ZM60 260H61V259H60ZM62 260H63V259H62ZM131 260L134 261V260H136V259H130V261L128 260L129 262L127 261V263H125V264H131V263H132ZM137 260H138V259H137ZM153 260H154V261H153ZM157 260H158V259H157ZM228 260H229V259H228ZM228 260H227V261H228ZM12 261L14 262V260H12ZM15 261H16V259H15ZM48 261H49V260H48ZM50 261H51V260H50ZM50 261H49V262H50ZM55 261H56V259H55ZM68 261H69V260H68ZM70 261H71V260H70ZM70 261H69V264H70ZM145 261H146V260H145ZM147 261H148V260H147ZM158 261L162 262L160 259H159ZM170 261H171V260H170ZM204 261H202V262H203V263H207L208 260H207L206 262H204ZM244 261H243V262H244ZM252 261H253V259H252ZM28 262H29V261H28ZM42 262H43V260H42ZM56 262H57V261H56ZM56 262H55V263H56ZM101 262H102V261H101ZM115 262H116V264H119V263L121 264V261H115ZM115 262H114V263H115ZM117 262H118V263H117ZM138 262H139V260H138ZM138 262H137V263H138ZM153 262H154V263H153ZM163 262H165V261H163ZM163 262H162L161 264H164ZM176 262H177V261H176ZM215 262H217V261H215ZM215 262H214L213 264H216ZM228 262H230V261H228ZM243 262H239V264H241V263H243ZM250 262H251V261H250ZM254 262H252V263L254 264ZM263 262H264V261H263ZM263 262H262V263L260 262V264H263ZM1 263H2V262H1ZM5 263H6V262H5ZM8 263H9V262H8ZM14 263H15V262H14ZM18 263H19V262H18ZM18 263L16 262V264H18ZM30 263H32V262H30ZM40 263H41V262H40ZM88 263H92V262L89 261ZM137 263H136V261H135V263L133 262L132 264H137ZM166 263H167V261H166ZM166 263H165V264H166ZM177 263H179V262H177ZM181 263H179V264H181ZM200 263H201V262H200ZM200 263H199V264H200ZM203 263H202V264H203ZM209 263H210V262H209ZM217 263H218V262H217ZM235 263H232V264H235ZM244 263H246V262H244ZM252 263H251V264H252ZM10 264H11V261H10ZM19 264H20V263H19ZM28 264H29V263H28ZM41 264H43V263H41ZM50 264H52V263L50 262ZM56 264H57V263H56ZM58 264H59V262H58ZM71 264H72V262H71ZM138 264H139V263H138ZM207 264H208V263H207ZM218 264H219V263H218ZM223 264H224V263H223ZM225 264H227V263H225ZM246 264H248V263H246Z\"/></svg>",
	"mask_w": 264,
	"mask_h": 264
}]
</instances>
